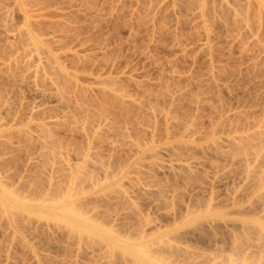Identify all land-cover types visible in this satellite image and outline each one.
I'll return each mask as SVG.
<instances>
[{
	"label": "bare ground",
	"instance_id": "6f19581e",
	"mask_svg": "<svg viewBox=\"0 0 264 264\" xmlns=\"http://www.w3.org/2000/svg\"><path fill=\"white\" fill-rule=\"evenodd\" d=\"M5 1V0H4ZM45 1V0H44ZM42 2L41 0H7V2H3V0H1V3L3 8H0V21H4V24L3 22L1 21L0 23L2 24L0 26V28L2 27L3 29V34L4 36L0 35V39L1 37H5L4 40H5V44L3 45H7V47H5V49L9 48L6 53L9 51L10 53H7L8 54V59H4L2 57V55L0 57H2V61L0 60V80H7L10 81V80H14L16 78V76H20L21 73H23V75L25 74V76L27 75V77H22V81L23 80H26V82L28 80H30L31 82L29 86L27 83H25L26 86L28 87H34V91L33 94H36V98L38 97V99H42V98H39V97H43V100H41V102L39 103H42L44 104V99H46V97L48 98L49 102L52 104L49 106V104H47L48 108L45 107L44 105L42 104H39L37 103L38 105L35 106V104L31 107H28V109L30 110H25V108L23 107V103L19 106H17L15 103V101L12 103V99L9 101H11L9 103V101L7 100H3L4 97H0V117H4L5 120H3V118L1 120H3V122H5L3 124V122L1 123V120H0V129L2 130L6 128V126L9 128L10 131H7L8 133H11L12 132H15L14 134H17V135H13V136H17L15 138V140H17V143L16 145L14 144V147H13V139L12 138L11 140L13 141H9V135L7 136V132L6 134L3 133L4 135L7 136L8 139H4L6 138L2 132V139L1 137V141H0V144L3 143L2 147L4 146H8L6 145L7 144V140H8V144L10 145V143L12 142V149L13 148H17V151H19L18 153L17 152H14V154H20L21 155V152L22 151H27V150H33L34 149H41L42 151H38V153L36 152L35 154H38V155H42V157H39V162L36 158H38V155H33V154H30L31 151H25L26 154L23 152L24 155H26V158H25V165L27 164L28 166H33L32 167V171L34 168V165L36 163V165H40V163L42 162V165L41 166H44L46 165L47 163L51 164L53 163V165H49L47 164V166L49 165L50 168H48L47 166H45V169L42 168V171H43V174H39V178H41L40 182L41 183H37V184H40V185H37L36 184V179L35 180L33 179L34 177H38V176H35L32 177V179L35 181V184H36V187H32L33 189V194L34 196L31 197L30 199L28 198L29 196L31 195H27V199H29V201L26 199V195L25 196H17L16 197V193H15V196L13 195L14 194V191L13 194L11 191H9V189L12 187L9 185L8 180H10L11 177H9L10 174H12L11 172H5L4 170V167L1 166L2 163H5L6 160L10 157L9 154H11V152L7 155L9 157H7V159H0V162L1 165L0 167L3 168L2 170L0 169V173H4L3 175V178L1 177L0 179V199L3 198L5 199L4 201V206L7 207V205L11 208L9 214L11 213V218L12 220V223H15L18 221L22 222L24 225L23 228H21L22 225H20V228L21 229H27L28 233H29V230L32 232V230L34 231V229L36 228L37 230L38 229H43L42 231H44V228H46L48 231H50L52 233H55V235L59 234L60 233V236L62 238V234L67 236L69 239H66L69 246L70 244H73L72 242L75 241V246H76V240L78 241H81L80 239H84L85 241L86 240H90L89 243V246L91 247H87L86 245V242L82 240V242H85L83 244H85L84 246L87 247L86 249L90 250L89 253H92V252H99V254L101 253V250H104V249H101L100 250V247H103L104 248V244L102 245L101 242L99 240V242H96L95 243V240L92 239L93 236L91 237V235H94V237H98L99 239H102V240H107L113 247H112V250L114 251H111L113 252V255L115 254H118L116 256H122V257H117L119 258L121 261H120V264L121 262L123 261L122 259L126 258V260H124V264H128V262H130L129 264H131V260H134L133 258H135L140 264H171V263H168V262H171V260H176V255L179 256V254H183L185 252H182V249L184 248H180L182 246H179L178 245L180 243H174V244H167V242H163L161 240V243L159 245V243L156 241V243L158 244V247H156V243L153 244L154 242L150 243V244H147L145 243L144 241L146 240V238H148L146 232L143 233V234H135V238H134V234L132 235V239H134V241H137L139 244L137 245L138 247H132V246H128V245H123V243H121L118 239L116 238H113V236L111 235V233L114 232V227L113 225H117L116 224L117 222H115L114 224V221H116L117 219V216L119 215V217L121 216V212L123 213V210L125 209H122L123 208V205L126 204L133 200L132 198H136V192L137 190H139L138 186L136 185V179L137 178H141V176H147V174H151V175H154L155 173L153 172H157L156 175H159L163 173L162 176H164V173H166L165 175H169L173 178H176L179 180V178H181V180L184 181V179L186 180H189L191 181V179H196L197 177L199 178V173L200 174H204L202 173L203 172H206V169H207V172H208V169L209 171L211 172V176L207 175L209 178L211 177L212 178V175H214L213 179L214 182L216 181V179L220 180L218 181V183H216L217 185L220 184L219 182H221L224 177L223 176H226L228 177L227 175V172H229V170L232 171L234 170V172L231 171V173H228L229 175V179L225 177V180L222 181L221 183H224L223 185L225 187H229L231 186V183H232V187H233V191H231L232 187H230L229 190L231 192V194L235 191V190H238L237 188L240 186L238 183H242L243 186H242V190L244 189V187H246L245 191L248 190L246 193L244 191L245 194L247 195H250L252 196V194H257V193H260V191L262 190V193L258 196L255 195V200H251L250 202H253V201H256L254 202V204L256 203L257 207H256V210H258V208H260L259 211L257 212H260L261 214L264 213V212H261L264 210V115L260 114L262 116V118L259 117L258 119V116L256 117L257 120H253L252 119H248V117L246 116V119L243 118L245 117V113H240V111H237L236 109H228V110H225V111H222L221 109L216 111L217 107L215 108V106L213 107L212 103L213 101L211 102L210 101V97L208 96L207 94V88H205L204 84H210L211 82H214L215 83V80H216V77H217V73L219 72V70H221L220 67L218 66H215V62L213 60V57L212 55L214 54L213 53V45H211L212 43V40L214 41V38L216 39V35H213L212 33H214L213 31L210 30L208 22L206 21V17L205 15L209 14L211 12V14L214 13V10L216 11V9H211L214 7L215 3H212V1H209V0H194L195 1V4L197 5L198 3H200V5H197L199 7H197V9L200 11V16H198V21L201 20V24H202V28L204 29V36H203L205 39L204 41H202V43H200L201 45H199L200 47L197 48L198 51H202L200 54L203 55L205 58L206 56H208V58H210L209 60V68L207 69V73H206V76H205V79L203 80H197L199 78H196V75L198 76V74L195 75V73H193V71L191 72H188V73H183L184 74H175L173 73L172 76H170V79L171 80H175L177 79L175 82H177V85L176 87L174 86V84H176L175 82L173 83V87L170 88L169 86L165 85L164 83V87H158L157 88V91H153L155 89H151L148 91L147 90H142L141 92H139L138 96L134 97V93L132 94L133 96H131V93L128 92L125 90V88L127 87L128 83L130 82H134V80L132 79L130 73L132 74L133 71H125V72H122V70L120 72H118L117 70L112 72L113 71V65H111L109 59H105L107 56L105 55V52H96L93 53V52H87L89 50H86V49H82V43H79V40L77 42L76 39H78V35L76 33V35L74 34L75 32L73 33H68L69 31V28L71 29V27H69L68 25H70V23L67 25V22L68 20H70L68 17V14L67 15H64L63 16V13L61 15V11H65L66 8L64 9L63 7L62 8H59V10H57L55 8L56 11H51L50 12V5H48V3L44 4L45 2ZM69 1V0H68ZM73 1V0H72ZM77 1V0H76ZM82 1V0H81ZM86 1V0H85ZM91 1V0H90ZM107 1V0H106ZM182 2V0H180ZM186 1V0H185ZM188 1V0H187ZM192 0V2H194ZM196 1H198V3H196ZM215 1V0H213ZM218 1V0H217ZM221 3L223 0H219ZM231 1V2H230ZM237 1V0H236ZM240 1V0H239ZM247 3L245 4L246 7H249L248 9H253V11H251V13L249 14L248 12H250V10L247 12L249 15H251V17H253L252 19H255L256 21H258L259 19L258 18H263L264 16H261V15H264V11L262 12V8H260L259 6V10H260V13L258 12V9L254 10L255 8V5L256 3L254 2V0H246ZM252 1V6L255 5L252 7L249 2L251 3ZM259 1L258 3H260L259 5H262L264 7V0H257ZM63 2V1H62ZM66 2V0H65ZM84 2V1H82ZM113 2V1H112ZM150 2V0H149ZM191 2V1H190ZM189 1L187 3H190ZM190 3L189 4V7L190 8L191 6L195 7V4L194 3ZM207 2V3H206ZM210 2V3H209ZM230 2V5L232 6H229L228 3ZM238 2V1H237ZM236 2V4L233 5V3H235V0H233V3H232V0H225L223 1L222 4L223 5V8L224 6H229V8H232V9H221L222 7V4L219 5V9H221L220 11L222 12V10L224 12L220 13V15H222V17L219 16V14H217L219 16V18L221 20V23H222V20L223 21H226L227 19H229V16H228V13L229 15H232L230 12L233 10V12H238V11H235L237 10L236 7H238L239 9L241 8V4L242 6H244V2L245 0L241 3L240 5ZM111 3V2H110ZM151 3V2H150ZM177 3V1H176ZM179 3V2H178ZM185 3V4H187ZM226 3V4H225ZM73 4V3H72ZM77 4V2H76ZM175 4V3H174ZM182 4V3H181ZM180 4V5H181ZM52 5V4H51ZM57 5V4H56ZM66 5V4H64ZM179 5V4H178ZM179 5V6H180ZM210 5V6H209ZM0 5V7H2ZM70 6V5H68ZM74 6V5H73ZM184 5H182L183 7ZM188 6V4H187ZM210 7V9L208 10L207 7ZM212 6V7H211ZM257 6V5H256ZM78 7V6H76ZM193 7V8H194ZM246 7H243L244 9ZM251 7V8H250ZM15 8H18L22 11L24 17L23 19L25 20L24 22H22L24 25L21 26V27H17L15 26V28H12L9 29V23L12 27V23L11 21L7 20L9 18V16L12 14L13 10H15ZM68 8V7H67ZM73 8V7H72ZM151 8V7H150ZM187 8V7H186ZM186 9V10H191L192 8L190 9ZM215 8V7H214ZM235 8V9H234ZM257 8V7H256ZM70 9V8H69ZM75 9V7H74ZM196 9V7H195ZM206 9L208 11H210L209 13L206 11ZM242 11V8L240 9V12L239 13H235L236 15L238 14L239 16L240 13H244V11L246 12V10L248 9H245ZM77 10V9H76ZM218 10V9H217ZM231 10V11H230ZM68 11V10H67ZM70 11V10H69ZM184 11V7H183V10ZM193 11V10H192ZM207 13H206V12ZM227 11V12H226ZM230 11V12H229ZM255 11V12H254ZM18 12V11H17ZM57 12V13H56ZM60 12V13H59ZM72 12V11H71ZM219 12V11H218ZM254 12V16H252ZM257 12V14H255ZM65 13V12H64ZM70 13V12H68ZM75 13V11L73 12ZM182 13V12H181ZM185 13V12H184ZM183 13V14H184ZM197 13V12H196ZM216 13V12H215ZM214 13V14H215ZM263 13V14H261ZM72 14V13H71ZM195 14V12H194ZM193 14V15H194ZM211 14H209L211 16ZM212 15L211 18H215L214 16L216 15ZM227 14V15H225ZM245 14V13H244ZM242 15V17L244 16V18L242 20L249 17V15L247 14L246 15ZM258 14H261L260 17ZM22 15V16H23ZM74 15V14H73ZM187 15V13H186ZM185 15V16H186ZM199 15V14H198ZM236 15H235V18H236ZM237 15V16H238ZM256 15V16H255ZM258 15V17H257ZM67 16V17H65ZM170 16V15H169ZM181 16V15H180ZM184 16V15H183ZM208 16L207 19H210ZM226 17L225 20L222 19L223 17ZM238 16V17H239ZM192 17V16H191ZM228 17V18H227ZM232 17V16H231ZM249 17V18H251ZM74 18V17H73ZM169 18V17H168ZM187 18V17H186ZM218 18V17H217ZM218 18V19H219ZM233 18V17H232ZM233 18V19H235ZM248 18V20L250 21V19ZM10 19V18H9ZM72 19V18H71ZM178 19V18H177ZM176 19V21H177ZM240 19V18H238ZM251 19V20H252ZM11 20V19H10ZM183 20V19H182ZM214 20V19H213ZM241 19L239 21L241 22H245L246 23V20L242 21ZM263 20L264 22V18L261 19V21ZM9 21V22H8ZM179 21V20H178ZM211 21V20H210ZM235 21V20H234ZM238 21V20H236ZM248 21V23H249ZM71 22V21H70ZM195 22V21H194ZM218 22V21H217ZM228 20L223 24L222 26L225 24L227 32H229L230 30V26H228L227 24ZM233 22V20H232ZM262 22V23H263ZM180 23V22H179ZM188 23V22H187ZM229 23V22H228ZM244 23V24H245ZM251 23V22H250ZM73 24V23H72ZM196 24V23H195ZM242 25V23H240ZM259 24V23H258ZM258 24L256 25L254 23V25L258 26ZM261 24V23H260ZM188 25V24H186ZM199 25V24H198ZM214 25V24H213ZM218 25V24H217ZM239 25V24H237ZM246 25V24H245ZM244 25V26H245ZM248 25V24H247ZM251 25V24H250ZM249 25V26H250ZM264 25V24H263ZM185 26V25H184ZM236 26V25H235ZM243 26V27H244ZM248 27L247 31H251ZM253 26V25H252ZM14 27V26H13ZM229 27V28H228ZM260 27V26H259ZM184 28V27H183ZM228 28V29H227ZM234 28V27H233ZM232 28V29H233ZM236 28V27H235ZM241 28V27H240ZM254 28V27H253ZM261 29H264V27H260ZM14 29V30H13ZM77 29V28H76ZM212 29V28H211ZM237 29V28H236ZM239 29V28H238ZM245 29V30H246ZM257 29V27H256ZM74 30V29H72ZM217 30V29H216ZM221 30V29H220ZM224 30V28L222 29ZM242 30V29H241ZM244 30V28H243ZM244 30V31H245ZM253 30V29H252ZM255 30V29H254ZM13 33H12V32ZM68 31V32H67ZM79 31V30H78ZM1 32V31H0ZM77 32V31H76ZM212 32V33H211ZM226 32V34H227ZM233 32V31H232ZM253 32V31H252ZM12 33V34H10ZM231 33V32H230ZM246 32H244L245 34ZM80 34V33H79ZM242 33V35H244ZM198 35V34H197ZM246 35V34H245ZM263 35V34H262ZM228 36H230V34H228ZM232 36V34H231ZM237 36V34H236ZM241 36V35H239ZM248 36V35H247ZM259 36V34H258ZM264 36V35H263ZM81 37V36H80ZM179 37V35H178ZM214 37V38H213ZM219 37V36H218ZM250 37V36H248ZM239 38V37H238ZM241 38V37H240ZM259 38V37H258ZM261 40L263 39L262 37H260ZM259 38V39H260ZM180 39V38H179ZM199 39V37H198ZM203 39V38H202ZM219 39V38H218ZM246 39V37H245ZM3 40V39H2ZM86 40V39H85ZM220 40V39H219ZM241 40V39H239ZM257 40V39H256ZM260 40V41H261ZM76 41V43H75ZM180 41V40H179ZM200 41V40H198ZM211 41V42H210ZM217 41V40H216ZM246 41V40H245ZM258 41V40H257ZM82 42V41H81ZM84 42V40H83ZM1 43V42H0ZM87 43V42H86ZM199 43V42H198ZM243 43V42H241ZM261 42H259L260 44ZM89 44V43H88ZM87 44V45H88ZM179 44V43H177ZM263 44V43H262ZM261 44V45H262ZM2 45V43H1ZM211 45V46H210ZM95 46V45H94ZM102 46V45H101ZM180 46V45H179ZM184 47H186V45L184 44L183 45ZM215 46V45H214ZM256 46V45H255ZM2 47V48H4ZM84 47V46H83ZM105 47V46H104ZM176 47V46H175ZM174 47V48H175ZM217 47V46H216ZM262 47V46H261ZM264 47V46H263ZM82 50H81V49ZM86 48V47H85ZM89 48V47H87ZM99 48V47H98ZM108 48V47H107ZM188 48V47H187ZM195 48V49H196ZM96 49V48H95ZM185 49V48H183ZM190 49V48H189ZM2 50V49H1ZM99 50V49H98ZM103 50V49H102ZM192 50V49H191ZM101 51V50H100ZM182 51V50H181ZM184 52H186L185 50H183ZM182 51V52H183ZM220 51V50H219ZM245 51H246V48H245ZM262 51V50H261ZM264 51V50H263ZM4 52V51H3ZM194 52V51H193ZM111 53V51H110ZM190 53V52H189ZM218 53V52H217ZM258 53V52H257ZM3 54V53H2ZM10 54V55H9ZM108 54V53H107ZM187 54V53H186ZM259 54V53H258ZM111 55V54H110ZM189 55V54H188ZM264 55V54H263ZM182 56V55H181ZM185 56V55H183ZM259 56V55H258ZM6 57V56H5ZM6 57V58H7ZM221 57V56H220ZM225 57V56H224ZM256 57V55H255ZM111 58V57H110ZM196 58V57H195ZM218 59H219V56H218ZM253 59V58H252ZM68 60H72V62L76 61L77 63H81V62H86L89 63V61H94V65H93V68H94V71L88 75L85 73L87 72L86 70L82 69L80 71V69L78 70L77 68V65L76 62L75 63H72L71 61H69L68 63H72V67H70L68 64H65L67 63L66 61ZM194 60V59H192ZM202 60V59H201ZM259 60V58H258ZM65 61V62H64ZM114 61V60H113ZM195 61V60H194ZM199 61V60H198ZM203 61V60H202ZM207 61V60H206ZM254 61V60H253ZM256 61V60H255ZM263 61V60H262ZM173 62V61H172ZM219 62V61H218ZM257 62V61H256ZM256 62H253V65L254 63ZM79 63L80 66H83L85 63H83V65H81ZM192 63V62H191ZM217 63V62H216ZM222 63V62H221ZM66 66H65V65ZM77 68H74L75 66ZM91 64V63H90ZM172 64V63H171ZM204 64V63H203ZM215 64V65H214ZM224 64V63H223ZM259 64V62H258ZM257 64V65H258ZM261 64V63H260ZM88 65V64H87ZM111 65V66H110ZM220 65V64H219ZM256 65V64H255ZM264 65V64H263ZM262 65V66H263ZM67 66L70 67V69L67 68ZM170 66V65H169ZM221 66V65H220ZM223 66V65H222ZM221 66V67H222ZM261 66V65H259ZM253 67V66H252ZM256 68V66H254ZM132 68V67H131ZM165 68V67H163ZM174 68V67H173ZM194 68V67H193ZM225 68V67H223ZM115 69V68H114ZM117 69V68H116ZM129 69V68H128ZM162 69V68H161ZM125 70V69H124ZM205 70V69H204ZM260 70V69H259ZM137 71V70H136ZM164 71V70H163ZM170 71V70H169ZM168 71V72H169ZM166 72V74L168 73ZM178 73V72H177ZM225 73V72H224ZM18 74V75H17ZM170 75V74H169ZM203 75V74H202ZM230 75V74H229ZM261 75V74H260ZM144 77V76H143ZM161 77V76H160ZM202 77V76H200ZM220 77V76H218ZM264 77V76H263ZM12 78V79H10ZM25 78V79H24ZM27 78V79H26ZM19 79V78H18ZM21 79V78H20ZM146 79V78H145ZM162 79V78H161ZM165 80V78H163ZM169 79V80H170ZM221 79V78H220ZM156 80V79H155ZM168 80V81H169ZM181 81V84L179 83ZM6 81V82H8ZM16 81V80H14ZM21 81V85H23L25 81L22 82ZM147 81V80H146ZM149 81V80H148ZM159 81V80H157ZM196 82V83H192L191 82ZM197 81H200V82H197ZM202 81V82H201ZM220 81V80H219ZM139 82V81H138ZM152 82V81H151ZM161 82V81H159ZM170 82V81H169ZM226 82V81H225ZM40 83H43V84H40ZM135 83V82H134ZM140 83H143L142 80L140 81ZM158 83V82H157ZM179 83V85H178ZM222 83V82H221ZM20 84V83H19ZM45 84V85H44ZM131 84V83H130ZM136 84H138L136 82ZM135 84V85H136ZM155 84V83H154ZM163 84V83H161ZM172 84V82H171ZM193 85L195 86L196 84V88H197V91L196 93L194 92H191V91H194V90H191L189 91L191 88V86L189 87V85ZM262 84V83H261ZM6 85V84H5ZM17 85V84H16ZM20 85V86H21ZM24 85V86H25ZM43 85V87L45 88L47 86V88L45 89H42V87L40 86ZM140 86V84H138ZM136 85V86H138ZM157 85V84H156ZM214 85V84H213ZM216 85V84H215ZM219 85V84H218ZM134 86V84H133ZM160 86V85H158ZM212 86V85H211ZM217 86V85H216ZM224 86V85H223ZM1 87V86H0ZM40 87V88H38ZM132 87V86H131ZM144 87V85H143ZM149 87V86H148ZM147 87V88H148ZM153 87V86H152ZM219 87V86H218ZM217 87V88H218ZM29 88V89H30ZM141 88V86L139 87V89ZM209 88V86H208ZM220 88V87H219ZM16 89V88H15ZM28 89V90H29ZM33 89V88H32ZM128 89V88H127ZM133 89V88H132ZM210 89V88H209ZM8 90V89H7ZM12 90V89H11ZM44 90V91H43ZM213 90V89H212ZM3 91V90H2ZM21 91V90H20ZM46 91V92H45ZM211 91V90H210ZM10 92V91H9ZM14 92V91H13ZM30 92V91H29ZM137 92V91H136ZM2 93V92H1ZM6 93V92H4ZM19 93V92H18ZM194 93V94H193ZM214 93V92H213ZM12 94V93H11ZM31 94V93H30ZM192 94V95H190ZM8 95V94H6ZM10 95V94H9ZM25 95V93H24ZM0 96H2L0 94ZM13 96V95H12ZM16 96V95H15ZM35 96V95H34ZM187 96H189L188 98H186ZM9 97V96H8ZM17 97V96H16ZM209 97V98H208ZM13 98V97H12ZM24 98V97H23ZM33 98V97H32ZM189 99V102L190 104L188 105V108L191 110L190 111V114H188L189 112L186 111L185 113V110H187V108L183 107L182 104L180 106L179 103L182 102V99ZM5 99V98H4ZM35 99V98H34ZM216 99V97H215ZM23 100V99H22ZM25 100V99H24ZM23 100V101H24ZM47 100V99H46ZM181 100V101H180ZM43 101V102H42ZM185 101V100H184ZM210 101V103H209ZM21 102V101H20ZM161 102V104H159ZM188 102V103H189ZM222 102V101H221ZM28 103V102H27ZM32 103V102H31ZM223 103V102H222ZM185 104V103H184ZM212 104V105H211ZM26 105V104H25ZM28 105V104H27ZM222 105V104H221ZM226 105V104H225ZM42 106H44L45 108H43ZM205 106H208L207 108H210L209 111H211V109L214 111L213 114H215V119H210V124L208 125L209 127L207 128H204L202 127L203 124H201V126L199 125L201 123V113L200 111L203 110V108H205ZM218 106V105H217ZM231 106V105H230ZM64 110H62V113L60 111V108ZM182 109H181V108ZM229 107V106H228ZM59 108V110L57 109ZM180 108V110L182 111H178ZM230 108V107H229ZM239 108V107H238ZM27 109V108H26ZM57 109V110H56ZM185 109V110H184ZM188 109V110H189ZM56 110V111H54ZM240 110V109H239ZM53 111V112H52ZM58 111V112H57ZM251 111V110H250ZM55 112L56 115H52V113ZM59 115V113L62 114V118H63V121L62 119H60V117H58L57 113ZM181 112V113H179ZM183 112L185 114H183ZM246 112V111H245ZM249 112V111H248ZM246 112V113H248ZM50 113V114H48ZM200 113V114H199ZM253 113V111H252ZM251 113V114H252ZM255 113V112H254ZM259 114V112H257ZM181 116H180V115ZM242 114H244V116L242 117ZM240 115V116H239ZM255 114H253L254 116ZM237 116V117H236ZM241 117V120L245 119L244 120V123L246 122V124L244 123H238L237 119ZM181 117V118H180ZM213 117V116H211ZM213 117V118H214ZM236 117V118H235ZM255 117V116H254ZM64 118H68L69 120H64ZM201 118V119H199ZM235 118V119H234ZM232 119H234L236 122H237V125L236 123L232 122ZM240 119V118H239ZM200 120V123H198V121ZM208 120V119H207ZM234 123V125H232V123ZM239 120V122L241 121ZM248 120V121H247ZM65 121L67 123L70 124L69 126L73 125L70 127V130H75L76 133L78 134H81L79 135L82 139V147H80L79 145H75L73 144V146H71L70 144L67 146L68 149H64V151H62L61 148H63L61 145L63 143H61L60 145V142L58 141V138H57V135H56V132H58V129L57 128H60V124H62V122L65 124ZM71 121V122H69ZM251 121V122H250ZM231 124H230V123ZM227 123H229L227 125ZM238 124H241L242 126L238 125ZM67 126V124H66ZM200 126V127H199ZM5 127V128H4ZM63 127V126H62ZM61 127V128H62ZM65 127V126H64ZM7 128V129H8ZM74 128V129H73ZM57 129V130H56ZM63 129V128H62ZM139 129V130H138ZM141 129V130H140ZM140 133V131H145V133L147 132L149 134L148 138L146 139L145 137L143 138H140V134L137 132ZM12 131V132H11ZM62 131V130H61ZM64 131V129H63ZM5 132V131H3ZM74 132V131H72ZM68 133V131L66 132ZM142 133V132H141ZM146 133V134H147ZM0 134V136H1ZM139 134V135H138ZM71 135V134H70ZM75 135V134H74ZM142 136V134H141ZM60 137V136H59ZM107 139H105V138ZM19 138H20V141H19ZM71 138H69L70 140ZM74 139V138H73ZM72 139V140H73ZM80 139V140H81ZM105 139V140H103ZM3 140V141H2ZM107 140V141H106ZM71 141V140H70ZM69 141V142H70ZM78 140L76 139V142ZM6 142V144H5ZM10 142V143H9ZM16 141H14L15 143ZM72 142V141H71ZM79 142V141H78ZM77 142V143H78ZM67 144V143H66ZM1 145H0V148H1ZM21 146L22 148L18 147V146ZM105 145V146H103ZM8 146V148L10 149L11 147ZM17 146V147H15ZM26 148H25V147ZM66 146V145H65ZM70 146V148H69ZM77 146V147H76ZM99 146H103L102 148L100 147L99 149ZM3 150H6V148ZM20 148V149H18ZM24 148V150H23ZM2 150V148L0 149V151L4 152ZM124 150H128L129 152H132L134 153L135 156H137V158H140L139 156L144 157V160L142 158V161H145L146 159H149L150 161L147 162V164H144L140 162L139 166L135 167L137 168L136 170H133L135 171L134 173L129 171L128 174H132L135 176H139V177H127L125 176L124 178V182L125 183H128L132 190L130 192V186L128 187V185H124L125 183H123L122 180V173H116L118 171H121L119 168L123 167V164H125L126 161L130 162L132 159L131 157L128 158V160L126 159V161L123 163V157L126 155V152L122 153V151ZM6 151H9V150H6ZM5 151V152H6ZM11 151V149H10ZM4 152V153H5ZM29 152V153H28ZM107 153V155L104 154ZM121 152V153H120ZM28 153V154H27ZM198 153H200L201 155H197ZM6 154V153H5ZM4 154V155H5ZM122 156H121V155ZM3 155V154H2ZM3 155V157H4ZM35 156V160L33 158V156ZM132 155V154H131ZM130 155V156H131ZM198 156L197 158L195 156ZM14 156L13 154H11V157ZM37 156V157H36ZM127 156V155H126ZM0 157H2L0 155ZM20 157V156H18ZM25 157V156H24ZM119 157H122V158H119ZM6 158V155L5 157ZM15 160L17 159V156L15 155ZM44 162H43V160ZM127 158V157H126ZM141 158L139 159V161H141ZM27 159V160H26ZM216 159H218V161L220 162V160H229L230 163H232L231 165L233 167H235L236 169H234L233 167H231L230 163H228L227 161V166L230 165L231 168H223L225 166L224 163H226L224 160L223 162V170L225 171L222 172V175L220 174V176L218 175V170L221 168H219L217 165L215 166V162L213 163L212 160L218 162ZM220 159V160H219ZM5 162H3V161ZM13 161H15L13 158H12ZM18 160V159H17ZM20 160L22 161V158L20 157ZM34 160L35 163H33L32 161ZM41 160V162H40ZM122 160V161H121ZM136 160V159H135ZM50 161V162H49ZM134 161V160H133ZM138 161V160H137ZM147 161V160H146ZM210 161L213 163L212 166L210 164ZM16 162V161H15ZM14 162V163H15ZM19 162V161H18ZM221 162V163H222ZM9 163V162H7ZM12 163V162H11ZM22 163V162H21ZM33 163V164H32ZM39 163V164H38ZM44 163V165H43ZM127 163V162H126ZM135 164L138 165V164ZM219 164V163H217ZM9 165V164H7ZM19 165V164H18ZM23 165V164H21ZM20 165V166H21ZM24 165V166H25ZM26 165V166H27ZM122 165V166H121ZM127 165V164H126ZM221 165V164H220ZM6 166V165H5ZM27 166V167H28ZM215 166V167H214ZM9 167V166H8ZM26 167V168H27ZM28 167V169L30 170L31 168ZM38 167V166H37ZM115 168V170L117 169L118 171H114L115 174L117 175H114L112 172L113 168ZM214 167V168H212ZM217 167L219 169H217ZM23 168V167H22ZM25 167L22 169H26ZM48 168V170L46 169ZM121 168V169H123ZM133 168V169H135ZM212 168V169H211ZM14 169V168H13ZM26 169V170H28ZM39 169V167H38ZM110 169H111V172H110ZM153 169H156L153 171ZM213 170V172L216 170V172H212L211 170ZM226 169V170H225ZM11 170V169H10ZM21 170V168H20ZM35 170V169H34ZM41 170V169H40ZM39 170V171H40ZM148 170H152L150 171L151 173H149ZM221 170V169H220ZM219 170V171H220ZM221 170V171H223ZM2 171V172H1ZM4 171V172H3ZM14 171V170H13ZM12 171V172H13ZM31 171V170H30ZM29 171V172H30ZM41 171V173H42ZM162 171V173H160ZM220 171V172H221ZM227 171V172H226ZM29 172L28 173V176H29ZM6 173H9L6 175ZM26 173V171L23 172V174ZM26 173V174H27ZM31 173V172H30ZM34 173V172H33ZM125 173V172H124ZM160 173V174H159ZM213 173V174H212ZM15 174V171L14 173ZM12 174V176H13ZM20 174V173H19ZM19 174H17L19 176ZM22 174V173H21ZM22 174V175H23ZM35 174V173H34ZM206 174H209L206 173ZM224 174V175H223ZM22 175L20 177H22ZM33 175V174H32ZM43 175V176H42ZM150 175V176H151ZM218 175V176H217ZM9 178H7V177ZM17 176V177H18ZM23 176H26L25 174ZM205 176V175H204ZM204 177V180H206L208 177ZM219 177V178H216ZM222 176V177H221ZM5 177V178H4ZM14 177V176H13ZM16 177V176H15ZM27 177V176H26ZM30 177V178H31ZM154 177V176H153ZM196 177V178H195ZM203 177V176H202ZM27 177V179H30ZM38 178V179H39ZM146 178V177H145ZM144 178V179H145ZM164 178V177H163ZM206 178V179H205ZM221 178H223L221 180ZM6 179L7 182H5L4 180ZM22 179L26 181V184H24L22 182V185L24 184L25 186L28 185V183H30L29 181L27 182L26 178L25 177H22ZM22 179H20L21 181H23ZM162 179V178H161ZM175 179V180H176ZM203 179V178H202ZM201 179V180H202ZM32 180V181H33ZM138 180V179H137ZM141 180V179H140ZM149 180V179H148ZM155 180V178H154ZM163 180V179H162ZM230 181V185H228V182L226 183V181ZM21 181H20V185L18 187L21 186ZM24 181V182H25ZM31 181V179H30ZM122 182V183H119V182ZM171 181V180H170ZM197 181V180H196ZM157 182V180H156ZM163 182V181H162ZM167 182V181H166ZM180 182V181H179ZM185 182V181H184ZM201 182V181H200ZM199 182V184H200ZM213 182L212 185H214L215 183ZM236 182V184H235ZM8 183V184H7ZM19 183V182H18ZM135 183V184H133ZM140 183V182H139ZM160 183V182H159ZM183 183V182H182ZM189 183V182H188ZM201 183H206V182H201ZM212 183V181L210 182V184ZM13 184V183H12ZM31 184H33V182H31ZM136 185L135 187L133 185ZM178 184V183H177ZM227 184V185H226ZM234 184H235V187H234ZM23 185V186H24ZM113 185H115L116 187L113 188ZM141 185V184H140ZM202 185V184H201ZM206 185V184H204ZM216 185V186H217ZM236 185H239L237 188H236ZM245 185V186H244ZM10 186V187H8ZM125 186V187H124ZM126 186L128 188H126ZM133 186V187H132ZM190 186V185H189ZM30 189H31V185H29ZM28 187V188H29ZM110 187H112V191L110 189ZM137 187V188H136ZM187 187V186H186ZM185 187V188H186ZM203 187V186H202ZM22 188V187H21ZM25 188V187H24ZM23 188V189H24ZM35 188V189H34ZM109 188V189H108ZM125 188V190H124ZM136 188V190L134 189ZM161 188V187H160ZM176 188V187H175ZM200 188V187H199ZM105 189H108L110 192L109 193V196L108 194H106L104 192V195L102 196L101 192H103ZM159 189V187H158ZM187 189V188H186ZM213 189V187H212ZM223 189V188H222ZM241 189V188H240ZM26 190V189H25ZM24 190V191H25ZM29 190V189H28ZM127 190V191H126ZM134 190V191H133ZM147 190V189H145ZM151 190V189H150ZM164 190V189H163ZM166 190V189H165ZM174 190V189H173ZM172 190V191H173ZM194 190V189H193ZM211 190V189H210ZM27 191V190H26ZM30 191V190H29ZM148 191V190H147ZM158 191V190H157ZM161 191V190H160ZM158 191V193L160 192ZM176 192V190H174ZM183 191V190H182ZM199 191V190H198ZM228 191V192H229ZM130 192V193H129ZM163 192V191H162ZM160 192V193H162ZM174 192V193H175ZM202 192V191H201ZM221 192V191H220ZM217 193V194H220ZM227 192V191H226ZM229 192V193H230ZM236 192V191H235ZM249 192V194H248ZM20 193V192H19ZM19 193H17V195H19ZM101 193V194H100ZM112 193V194H111ZM115 193V194H114ZM132 193V194H131ZM138 193V192H137ZM152 193V192H151ZM157 193V192H156ZM164 193V192H163ZM162 193V195H164ZM173 193V192H172ZM195 193V192H194ZM229 193L227 194L229 196ZM243 193V194H244ZM9 194V195H8ZM114 194V196H112ZM135 195L136 197L134 196H131V195ZM181 194V192H180ZM179 194V195H180ZM202 194V193H201ZM225 194V193H224ZM238 194V193H237ZM241 195V197L239 195H236V196H239L241 199H236V198H239V197H234L235 199L233 200V205H236L238 202H240L241 200H243L242 196L245 198H247L246 196L247 195ZM8 195V197H7ZM107 195V196H105ZM112 197H111V196ZM145 195V194H144ZM149 195V194H147ZM152 195V194H151ZM234 195V193H233ZM233 195L229 196V197H226V200H223V201H227L228 202V205H230L229 201L227 200V198H229L230 200V197L232 199ZM143 196V195H142ZM19 197V198H18ZM25 197V198H24ZM131 197V198H130ZM171 197V196H170ZM197 197V196H196ZM224 197V196H223ZM253 197V196H252ZM9 198V199H8ZM22 198V199H21ZM139 199V197H137ZM154 198V197H153ZM161 198V197H160ZM172 198V197H171ZM217 198V197H216ZM221 198V197H220ZM249 198V197H248ZM260 198V200L258 199ZM7 199V200H6ZM26 199V200H25ZM111 199V200H110ZM130 199V200H129ZM147 199V198H146ZM215 199V198H214ZM254 199V198H253ZM136 200V199H135ZM134 200V201H135ZM142 200V199H141ZM160 200V199H159ZM194 200V199H193ZM236 200V201H235ZM250 200V198H249ZM248 200V201H249ZM118 202V203H121V206L122 208H119V210L122 209L121 212H119V214H116V209L114 208V215L110 214V211L107 212V210L105 211H102L103 208L105 207V205L108 204L107 208H109V206L112 207V205L114 204V202ZM149 201V200H147ZM245 201V200H244ZM248 201L246 202H243L241 201L240 203H247ZM257 201H259L257 203ZM29 202V204H27ZM124 202V203H123ZM126 202V203H125ZM133 202V201H132ZM142 202V201H141ZM159 202V201H158ZM164 202V201H163ZM231 202V201H230ZM115 204V207L116 206H119L120 204ZM131 203V202H130ZM128 203V204H130ZM154 203V202H153ZM162 203V202H161ZM224 203V202H223ZM102 204V207L101 208V205ZM133 204V203H132ZM149 204V203H148ZM155 204V203H154ZM165 204V202H164ZM221 204V203H220ZM225 204V203H224ZM251 204L253 203H249L248 207L246 204L245 209H243L245 212L246 210L250 211V208L252 210V208H254V205H252L253 207H250ZM99 205H100V209L99 208ZM151 205V204H150ZM160 205V204H159ZM226 205V204H225ZM243 205V206H244ZM124 206V207H125ZM130 206V208L132 207V205H128V207ZM144 206V204H143ZM155 206V205H153ZM236 206H239V203L236 205ZM114 207V205H113ZM241 207V206H239ZM238 207V208H239ZM46 209L47 211V217L49 218H53V219H57V220H63L64 223L61 224L58 223V222H53L51 220V223H50V220L48 222V220L46 219V222H42L40 221V219L36 218L37 221H35V219H30L33 221L31 222L30 220L25 221V220H22L24 219L26 216H21L19 215L20 211L19 210H23V211H29V212H33L35 214H41V211L43 212V209ZM234 208H237V207H234ZM13 209V211H12ZM98 209V212L96 211ZM113 209V208H112ZM134 209V208H133ZM132 209V210H133ZM241 209V208H240ZM239 209V210H240ZM255 209V208H254ZM100 210V211H99ZM109 210V209H108ZM111 210V209H110ZM131 210V211H132ZM181 210V209H180ZM190 210V209H189ZM233 210V209H232ZM113 211V210H112ZM111 211V212H112ZM130 211V209H129ZM241 211V210H240ZM239 211V212H240ZM253 211V210H252ZM138 212V211H137ZM158 212V211H157ZM190 213V211L187 210L186 213ZM251 212V211H250ZM130 213V212H129ZM134 213V212H133ZM139 213V212H138ZM141 213V212H140ZM180 213V212H179ZM244 213V212H243ZM253 213V212H252ZM256 213V211L254 212ZM253 215H256L254 214ZM125 214L127 215L128 213L125 212ZM123 214L125 217L126 215ZM136 214V213H135ZM134 214V216H135ZM191 214V213H190ZM249 214V212H248ZM130 214H128L129 216ZM137 215V214H136ZM142 215V214H141ZM165 216L167 214H164ZM181 215V214H180ZM251 215V214H250ZM257 215H259V213H257ZM264 215V214H263ZM263 215H260L262 218L261 220H263ZM5 214H4V208H3V205L0 204V221L3 223H1V228H5L3 227L2 225L4 223H6V221L4 220ZM138 216V215H137ZM136 216V217H137ZM159 216V215H158ZM168 216V215H167ZM176 216V215H175ZM184 216V215H183ZM24 217V218H22ZM28 217V219H29ZM133 215L131 217H129L130 219H127L126 218V221L127 220H131L129 223L132 222V218ZM140 217V216H138ZM160 217V216H159ZM188 217V216H187ZM258 217V216H257ZM20 218V219H19ZM22 218V219H21ZM34 218V217H32ZM103 219H107L106 221L108 222V220L111 222L113 219V222H111L113 225H112V229L108 230L107 232H103L101 231V229L103 228L102 226L103 225H100L98 224L100 222L99 219L102 220ZM122 220H123V216L120 217ZM158 218V217H157ZM180 218V217H179ZM17 219H19L17 221ZM27 220V217L25 218ZM121 219H119V221H122ZM134 219V218H133ZM178 219V218H177ZM42 220V219H41ZM136 220V219H135ZM139 222L141 223L140 219L138 218ZM137 220V221H138ZM142 220H145L144 218ZM174 220H176L174 218ZM179 220V219H178ZM5 221V222H4ZM28 223L25 225V223ZM56 221V220H55ZM104 221V220H103ZM102 221V222H103ZM118 221V220H117ZM124 221V220H123ZM66 222V223H65ZM102 222H100L102 224ZM107 222L105 224H107ZM109 222V224H110ZM134 222V220H133ZM132 222V223H133ZM136 222V221H135ZM144 222V221H143ZM174 222V221H173ZM15 223V224H17ZM55 223V224H53ZM58 223V224H57ZM126 223V222H125ZM131 223V225H132ZM150 223V222H149ZM153 222H151L152 224ZM8 224V223H7ZM5 224L6 226L10 225V224ZM108 224V225H109ZM123 226L124 222L123 223H120L119 225ZM139 226V223L137 222L136 223V226ZM178 224V223H176ZM202 224L201 226H203V222L200 223ZM111 225V224H110ZM129 224H127L128 226ZM143 225V224H141ZM140 225V226H141ZM147 225V224H146ZM153 225V224H152ZM197 225V224H196ZM199 225V224H198ZM197 225V226H198ZM242 226L244 224H241ZM260 225V224H259ZM14 226V225H13ZM126 226V224H125ZM134 226V225H132ZM195 227V228H198V227ZM233 226V225H232ZM11 227V226H10ZM9 226L7 228L11 229ZM16 227V225H15ZM19 227V226H18ZM32 227H34L32 229ZM102 227V228H101ZM145 227V225H144ZM143 227V228H144ZM150 227V226H149ZM235 229L238 228L239 229V225L235 226ZM244 227V226H243ZM246 227V226H245ZM248 227V226H247ZM251 227V226H249ZM255 227V226H254ZM253 227V230H255L256 228L257 229V232H259L258 230L262 229L259 226L254 228ZM17 228V227H16ZM19 228V230H20ZM101 228V229H100ZM118 227H116L115 229L117 230ZM127 228V227H126ZM125 228V229H126ZM129 228V227H128ZM133 228V227H131ZM130 228V230H132ZM136 228V227H135ZM142 228V227H141ZM151 228V227H150ZM32 229V230H31ZM35 229V230H36ZM55 232H54V230ZM119 229V228H118ZM123 228H121L122 230ZM149 229V228H148ZM153 229V228H152ZM155 229V228H154ZM157 229V228H156ZM202 229V227H201ZM208 229V228H207ZM234 229V228H233ZM232 229V230H233ZM242 230V228H240ZM252 229V227L250 228ZM5 230V229H3ZM18 230V229H17ZM37 230L35 231L36 233H31V234H37ZM46 230V232L48 233V231ZM112 230V231H111ZM138 230H141V229H137ZM159 230V229H158ZM161 230V229H160ZM159 230V231H160ZM230 230V229H229ZM231 232L233 233V231H235L236 233V230H233ZM240 230V232H241ZM246 230H248L246 228ZM11 231V230H10ZM25 231V230H23ZM39 233L41 232V230H38ZM127 231V230H126ZM129 231V229H128ZM133 231V230H132ZM131 231V232H132ZM142 231V230H141ZM146 231V230H145ZM152 231V230H151ZM155 231V230H153ZM186 231V230H185ZM192 231V230H191ZM223 231V230H222ZM226 231V230H225ZM224 231V232H225ZM239 231V230H238ZM263 231V232H262ZM3 232V231H2ZM45 232V233H46ZM58 232V233H57ZM135 232V231H134ZM144 232V231H143ZM158 232V231H157ZM184 232V231H183ZM187 232V231H186ZM190 232V231H189ZM208 232V231H207ZM211 232V231H210ZM227 232V231H226ZM243 232V230H242ZM256 231H252V233L249 231H247V233L243 236V237H247L248 234H249V237H247L246 239H244L245 241H243V243L246 244V248L249 246L248 244L250 243V239L251 241L254 242V236L256 237L257 235L256 234H259V233H254ZM262 234L258 235L260 238L263 237V240H264V236H261V235H264V229L261 230ZM10 233V232H8ZM12 233H13V230H12ZM23 233V232H22ZM38 233V234H39ZM116 233V232H115ZM120 233L119 232V236H120ZM126 233V232H125ZM140 233V231H139ZM142 233V232H141ZM150 233V232H149ZM154 233V232H153ZM152 233V234H153ZM179 233V232H178ZM238 233V232H237ZM236 233V234H237ZM244 233V232H243ZM11 234V233H10ZM41 234V233H40ZM117 234V233H116ZM117 234V235H118ZM131 234V233H130ZM177 234V233H176ZM183 233L180 232V235H178L179 237L182 236ZM188 234V233H186ZM190 234V233H189ZM201 234V233H200ZM236 234H232L233 236H235V238H238ZM253 234V235H252ZM6 235V234H5ZM4 235V236H5ZM17 235V234H16ZM24 235V234H22ZM33 235V236H35ZM49 235V234H48ZM45 236V237H48ZM123 235V233H122ZM149 235V234H148ZM193 235V233L191 234V236ZM205 235V234H204ZM210 235V234H209ZM219 235V234H218ZM221 235V234H220ZM228 236L230 234H227ZM2 236V235H1ZM3 236V237H4ZM12 236V235H11ZM18 236V235H17ZM32 236L30 235L29 233V237ZM32 236V238H33ZM44 236V234H43ZM42 236V237H43ZM52 236V234L50 235ZM59 236V235H58ZM124 236V235H123ZM121 236V237H123ZM130 236V235H129ZM177 236V237H178ZM186 237L189 236V235H185ZM237 236V237H236ZM256 237V239L258 240L259 237ZM7 237V235H6ZM14 237V240H15V237L16 236H13ZM26 236H24L25 238ZM37 238L38 235L36 236ZM41 237V235H40ZM53 237V236H52ZM66 237V238H67ZM128 237V236H127ZM174 237L176 238V235H174ZM193 237V236H192ZM190 237V238H192ZM242 237V238H243ZM18 238V237H17ZM16 238V239H17ZM50 238V237H48ZM57 238V236H56ZM130 240L131 237H129ZM170 238V237H169ZM174 238V239H175ZM184 239V234H183V237H181ZM190 238H188V240H191ZM199 238V237H198ZM213 238V237H212ZM211 238V239H212ZM230 238V237H229ZM234 238V237H233ZM232 238V239H233ZM234 238V239H235ZM240 238V236H239ZM238 238V239H239ZM19 239V238H18ZM17 239V243H19V241L22 239H20L18 241ZM35 239V238H33ZM44 239V238H43ZM53 239V238H52ZM64 239V237L62 238V240ZM177 239V238H176ZM175 239V240H176ZM181 239V240H183ZM186 239V238H185ZM184 239V240H185ZM241 239V238H240ZM254 239V240H253ZM13 240V239H12ZM32 240V239H31ZM73 240V241H72ZM92 244L90 243L91 241H93ZM126 240V239H125ZM127 240L129 241V239L127 238ZM173 240V238L171 239ZM180 240V239H178ZM236 240V239H235ZM260 240V239H259ZM16 241V240H15ZM22 241V240H21ZM20 241V243H22ZM29 241V240H28ZM33 241V240H32ZM51 241V239H50ZM69 241V242H68ZM87 241V242H88ZM133 241V240H132ZM187 242V240H185ZM196 241V240H195ZM230 241V240H229ZM237 241V240H236ZM242 241V240H241ZM240 241V242H241ZM14 242V241H13ZM24 242V241H23ZM46 242H49L46 240ZM64 242V244H66ZM71 242V243H70ZM163 242V245L162 247L161 244ZM174 242V241H173ZM184 241H182L183 243ZM231 242V241H230ZM229 242V243H230ZM232 242L234 243V241L232 240ZM1 243V242H0ZM3 243V242H2ZM17 243L14 245H17ZM26 243V242H25ZM24 243V244H25ZM32 243V242H31ZM35 243V242H33ZM38 243V242H37ZM42 243V242H41ZM62 244V242H60ZM80 243V242H79ZM77 243V246L78 244ZM99 243V244H97ZM103 243V242H102ZM185 243V242H184ZM236 243V242H235ZM49 244V243H48ZM82 244V246H83ZM91 244V245H90ZM96 245L97 247H93V245ZM152 244L156 247H153ZM177 244V245H175ZM197 244V243H196ZM216 244V243H215ZM214 244V245H215ZM244 244V245H245ZM257 243L253 244L252 245H256ZM259 244V243H258ZM264 244V243H263ZM13 245V244H12ZM13 245V246H14ZM20 245V244H19ZM22 245V244H21ZM27 245V244H26ZM43 245V244H41ZM60 245V244H58ZM81 245V243H80ZM189 245V244H188ZM232 245V244H231ZM239 245L238 243H236V246ZM250 245L249 247L251 248ZM2 246V245H1ZM18 246V245H17ZM37 246V245H36ZM40 246V245H39ZM57 246V244H56ZM65 246H68V245H65ZM72 246V245H71ZM217 246V245H216ZM235 246V245H234ZM236 246L234 248H236ZM243 244L240 246H238L237 249H235V252H233V247L230 248L231 251L234 253V256L235 257L233 260L232 259V254H230L231 256V259H230V262L232 261L233 264H256L259 257H260V262L264 260V249L263 246L264 245H261L262 248H260L262 251L260 253H262L260 256H256L257 252L254 253L256 254L254 256L253 253H251L249 251V247L245 250V246L242 247ZM16 247V246H15ZM20 247V246H19ZM18 247V248H19ZM27 247V246H26ZM29 247V246H28ZM49 247V246H48ZM81 246H79L78 250H81L80 249ZM153 247V248H152ZM192 247V246H191ZM218 247V246H217ZM223 247V246H222ZM220 247V248H222ZM226 247V246H225ZM253 247V246H252ZM258 247V246H257ZM13 248V247H12ZM17 248V249H18ZM21 248V247H20ZM23 248V247H22ZM61 248V247H60ZM65 248V247H64ZM71 248V247H70ZM73 248V247H72ZM84 248V247H83ZM94 250H93V249ZM97 248V249H95ZM107 248V247H105ZM119 248V249H118ZM155 248V249H154ZM196 248V247H195ZM219 248V249H220ZM254 248V247H253ZM11 249V248H10ZM24 249V248H23ZM30 249V247H29ZM35 249V248H34ZM38 249V248H37ZM69 249V248H68ZM67 249V251H68ZM85 249V248H84ZM85 249V250H86ZM191 249V248H190ZM197 249V248H196ZM217 249V248H216ZM218 249V250H219ZM252 249V248H251ZM259 249V250H260ZM12 250V249H11ZM21 250V249H20ZM27 250V249H26ZM31 250V249H30ZM41 250V249H40ZM64 250V249H63ZM66 250V249H65ZM116 250V252H115ZM187 250V249H185ZM222 250V249H220ZM258 250V249H257ZM258 250V251H259ZM13 251V250H12ZM11 251V252H12ZM25 251V249H24ZM28 251V250H27ZM35 251V250H34ZM44 251V250H43ZM66 251V253H67ZM72 251V249L70 250V252ZM82 251V250H81ZM87 251V250H86ZM107 249H105L104 253L100 254V257L98 255V253H95L96 255H94V253H92L93 255V258L95 259V256L98 255L97 259L98 258H101V259H105L109 254L107 252ZM160 251V252H159ZM161 251H165L168 256L166 258L170 257L172 258L173 255H175V257H173L170 261H166L168 259H164L162 257H160L161 255L157 254V253H161ZM184 251V250H183ZM198 251V250H197ZM196 251V252H197ZM202 252V250H199ZM253 251V250H251ZM6 252V250H5ZM23 252V251H21ZM29 252V251H28ZM80 252V251H79ZM83 252V251H82ZM110 252V253H111ZM191 252H193L191 250ZM230 252V251H229ZM254 252V251H253ZM14 253V252H13ZM30 253V252H29ZM85 253V252H84ZM188 253H189V250H188ZM205 253V252H204ZM223 253V252H221ZM39 254V253H38ZM37 254V255H38ZM41 254V253H40ZM103 254L105 255V257L103 256ZM112 254V253H111ZM163 255L164 252H162ZM166 254V255H167ZM169 254H171L172 256H169ZM187 254V253H185ZM184 254V255H185ZM194 254V253H192ZM23 255V254H22ZM21 255V256H22ZM43 255V254H42ZM41 255V256H42ZM66 255V254H65ZM71 255V254H70ZM78 255V254H77ZM85 255V254H84ZM88 257L90 254H88ZM112 255V257H113ZM184 255H180L181 257H183ZM190 254L187 255V257L189 256ZM228 255V253H227ZM26 256V255H24ZM29 256V255H28ZM31 256V255H30ZM39 256V255H38ZM40 256V257H41ZM72 256V255H71ZM82 256V255H81ZM91 256V257H92ZM180 256H179V260L180 259ZM191 256V255H190ZM189 256V257H190ZM200 254H197V257H195V255H193V257L195 258H199ZM202 256V254H201ZM226 256V255H225ZM224 256V257H225ZM229 256V257H230ZM12 256H10V254H8L7 256L5 257H2V260L0 262V264H11L10 260L12 259L11 258ZM20 257V256H19ZM32 257H34L35 259V256L33 255ZM49 257V256H48ZM69 257V256H68ZM115 257V256H114ZM113 257V258H114ZM129 257V258H128ZM133 257V258H132ZM186 258V255L184 256ZM188 257V258H189ZM206 257V256H205ZM263 257V258H261ZM25 258V257H24ZM67 258V257H65ZM73 258V257H72ZM79 258V257H78ZM93 258H90L89 261H94L92 260ZM184 258V259H185ZM191 258V257H190ZM192 259V261H194V263L196 262V260ZM201 260L203 259V257H200ZM227 258V257H226ZM258 258V259H257ZM58 259V258H57ZM97 259H95V263L97 262ZM101 259H99L98 261H101ZM129 259V261H127ZM183 259V258H182ZM183 259V261L185 262V260ZM225 259V258H224ZM263 259V260H262ZM21 260V259H20ZM51 260V259H50ZM67 260V259H66ZM71 260V259H70ZM190 261V264L192 263L191 259H187V261ZM201 260H198L197 262H201ZM204 260V259H203ZM227 260V259H226ZM12 263L13 260H11ZM37 261V260H36ZM41 261V259H40ZM47 261V260H46ZM57 261V260H55ZM105 260H103L104 262ZM112 261V260H111ZM182 261V260H181ZM228 261V260H227ZM63 262V261H62ZM86 262V261H85ZM88 262V261H87ZM92 262V263H94ZM102 262V261H101ZM100 262V263H101ZM117 262V261H116ZM127 262V263H125ZM133 262V261H132ZM203 262V261H202ZM222 262H224L225 264V261H223L222 259ZM228 263V264H232V263ZM36 263V262H35ZM89 263V262H88ZM91 263V262H90ZM106 263V261H105ZM134 263V262H133ZM132 263V264H133ZM138 263V264H139ZM178 261L174 262V264H177ZM188 263V262H187ZM186 263V264H187ZM216 263V262H215ZM221 263V262H220ZM259 263V262H258ZM264 263V262H262ZM261 263V264H262ZM37 264V263H36ZM53 264V263H52ZM72 264V263H71ZM85 264V263H84ZM99 264V263H98ZM111 264V263H110ZM123 264V263H122ZM135 264V263H134ZM179 264V263H178ZM183 264V263H182ZM189 264V263H188ZM197 264V263H196ZM214 264V262L212 263ZM219 264V261L218 263Z\"/></svg>",
	"mask_w": 264,
	"mask_h": 264
},
{
	"label": "rangeland",
	"instance_id": "374dc122",
	"mask_svg": "<svg viewBox=\"0 0 264 264\" xmlns=\"http://www.w3.org/2000/svg\"><path fill=\"white\" fill-rule=\"evenodd\" d=\"M6 2H7V0H5ZM4 0H3V2H5ZM42 2L44 1V0H41ZM63 1V2H62ZM82 1H84V2H82ZM66 0V2H65V0H45L44 2V4H46V3H48V5H50V7H52V8H50V12L51 11H56L55 10V8L57 9V10H59V8H66V10L65 11H61V10H59V11H61V15H62V13H63V16L64 15H67L68 14V17L67 16H65V17H67V18H69L70 20H68V22H67V25L70 23V25H68L69 27H71V29L69 28V30H71V31H67L68 33H73V32H75L74 34L76 35V33H77V35H78V39H76L77 40V42H78V40H79V43H82V49L84 50V49H86V50H89V51H87V52H93V53H95V51L96 52H105V55L107 56L105 59L107 60V59H109V61H110V63H111V65H113L114 64V66H113V71L112 72H114V71H118V72H120L121 70H122V72H125V71H133V73L131 74L130 73V75H131V77H132V79L134 80V82L132 81V82H130V83H128V85H127V87L125 88V90L128 92V94H129V92L131 93V96H133L134 95V97H136V96H138V94H139V92H141L142 90H147L148 89V91L149 90H153V89H155V90H153V91H157V88L158 87H164L165 85H167V86H169L170 88H172L173 87V83L177 80V79H175V80H171L170 79V76H172L173 75V73H174V75L176 74H186V73H188V72H191V71H193V73H195V75L196 74H198V76L196 75V78H199V79H197V80H203V79H205V76H206V73H207V69L209 68V60H210V58H208V56H206V58L203 56V55H201L200 53L202 52V51H198V49L197 48H199L200 46L199 45H201L200 43H202V41H204V29L202 28V24H201V20H199L198 21V16H200V11L198 10L199 9V7L197 6V5H200V3H198V1H196V3H198L197 5L195 4V1L194 2H192V0H188L189 2L191 1L192 3H194L195 4V7H196V9H195V7L193 8L192 6L190 7V8H192L191 10H186L188 7H189V4L191 3H187L188 1L186 0H182V2L180 1V0H150V2H149V0ZM113 1V2H112ZM176 1H177V3H176ZM209 1H212L211 2V4L212 3H215V5H214V7L213 8H211V9H216V11L214 10V13L216 14H214L215 16V18H211V16L213 15V14H211V12L210 11H208L209 9H210V5L207 7V9H206V11L209 13V14H211V16L208 14H206L205 15V19H206V21L208 22V24L207 25H209V23L210 22H212V23H210V25L211 26H209V28H210V30L211 31H213L214 33H212L213 35H216L215 37H216V39L214 38V41L212 40V44L211 45H213V55H212V57H213V59H215V60H213L214 62H215V66H218V67H220L221 68V70H219V72L217 73V77H216V80H215V83L214 82H211L210 84H204V86H205V88H207V94H208V96L210 97H208L209 99H210V101L212 102L213 101V107L215 106V108L217 109L216 111H218V110H222V111H225V110H228V109H236L237 111H240V113L242 112V113H245V117H243L244 116V114H242V117L243 118H245L246 119V116L248 117V119L250 120V119H252V121L255 119V120H257V116H258V119H259V117L260 118H262V114L264 115V29H261L260 27H264V22H263V20L261 21V19H263V18H258L259 20L258 21H256L255 19H252L253 17H251V15H249L250 13H251V11H253V9L251 10V9H248L249 7H246L245 6V4L247 3V1L245 0V2H244V6H242V2L244 1V0H235V3H233V0H232V3H233V5L234 4H236V2L240 5V3L239 2H241L242 4L240 5L241 6V8H242V11H243V7H246L245 9H248V10H246V12L244 11V13H240V15L242 14H244V15H246L247 16V14L249 15V17H251V18H249L250 19V21L248 20V18H246L245 17V19L244 20H246V23L245 22H241V21H239L240 19L242 20L243 18H244V16L242 17V15L241 16H239L238 14V16L235 14V13H239L240 12V9L238 8V7H236L237 8V10H235V11H238V12H233V10L230 12L232 15H229V13H228V16H229V19H227L228 20V22H227V24H228V26H230V31L229 32H227V30H225L226 29V27L227 26H225V22L227 21H223L222 20V23H221V21H219V20H221L220 18H219V16L220 17H222V15H220V13H222V12H224L223 10H222V12L220 11L221 9H225V7H226V9L225 10H227L228 8H229V6H231L230 5V2L228 3L229 4V6H224V8H223V5L224 4H222L223 3V1H225V0H223L222 1V3L218 0H215V1H213V0H209ZM229 1V0H228ZM5 2V3H6ZM76 2H77V4H76ZM111 2V3H110ZM179 2V3H178ZM254 2L256 3V5H255V3H254V5H255V8L252 6V1H251V3L249 2V4L254 8V10H256V9H258L259 7L260 8H262V9H260V10H262V12L264 11V7L262 6V5H259L260 3H258L259 1H257V0H254ZM0 3H1V0H0ZM5 3L3 4V5H5ZM73 3V4H72ZM175 3V4H174ZM182 3V4H181ZM185 3H187L188 4V6H187V4H185ZM207 3V2H206ZM210 3V2H209ZM2 4H0L1 6H2ZM52 4V5H51ZM57 4V5H56ZM64 4H66V5H64ZM180 6H179V5ZM222 4V7H221V9H219L220 7H219V5H221ZM47 5V4H46ZM68 5H70V6H68ZM74 5V6H73ZM182 5H184L183 7H184V11H182L183 10V7H182ZM76 6H78V7H76ZM259 6V7H258ZM68 7V8H67ZM73 7V8H72ZM74 7H75V9H74ZM151 7V8H150ZM187 7V8H186ZM197 7H198V9H197ZM212 7V6H211ZM217 7H219V8H217ZM228 7V8H227ZM232 7V6H231ZM257 7V8H256ZM0 8H3V6L2 7H0ZM70 8V9H69ZM190 8H188V9H190ZM251 8V7H250ZM77 9V10H76ZM210 9V10H211ZM218 9V10H217ZM229 9H232V8H229ZM235 9V8H234ZM244 9V10H245ZM258 9V12L260 13V10ZM68 10V11H67ZM70 10V11H69ZM193 10V11H192ZM250 10V12H248ZM18 11V12H17ZM72 11V12H71ZM75 11V13H73ZM205 11V12H206ZM219 11V12H218ZM257 11V10H256ZM65 12V13H64ZM68 12H70V13H68ZM182 12V13H181ZM185 12V13H184ZM194 12H195V14H194ZM197 12V13H196ZM206 12V13H207ZM227 12V11H226ZM248 12V13H247ZM255 12V11H254ZM254 12H253V14H252V16H254ZM57 13V12H56ZM60 13V12H59ZM72 13V14H71ZM184 13V14H183ZM186 13H187V15H186ZM74 14V15H73ZM194 14V15H193ZM199 14V15H198ZM217 14H219V16L217 15ZM255 14H257V12L255 13ZM261 14H263V13H261ZM261 14H258L259 15V17H260V15ZM23 15V13H22V11L20 10V9H18V8H15V10H13V12H12V14L9 16V18L11 19H7V20H9V21H11V23H12V27H11V25H10V23H9V29H11L12 30V28H15V26L17 27V25H18V27H21V26H23L24 24L22 23V22H24L25 20L23 19V17H24V15ZM170 15V16H169ZM181 15V16H180ZM184 15V16H183ZM186 15V16H185ZM225 15H227V14H225ZM235 15H236V18H235ZM258 15H257V17H258ZM192 16V17H191ZM208 16H210L209 18L210 19H207L208 18ZM233 18H235V19H233ZM256 16V15H255ZM261 16H264V15H261ZM74 17V18H73ZM169 17V18H168ZM187 17V18H186ZM198 17V18H197ZM213 17V16H212ZM219 19H218V18ZM25 18V17H24ZM72 18V19H71ZM178 18V19H177ZM225 16L222 18V19H224L225 20ZM228 18V17H227ZM238 18H240V19H238ZM176 19H177V21H176ZM183 19V20H182ZM200 19V18H199ZM214 19V20H213ZM252 19V20H251ZM179 20V21H178ZM211 20V21H210ZM232 20H233V22H232ZM235 20V21H234ZM236 20H238V21H236ZM244 20H242V21H244ZM2 21V20H1ZM0 21V22H1ZM8 21V22H9ZM71 21V22H70ZM195 21V22H194ZM218 21V22H217ZM248 21H249V23H248ZM3 22V24H4V21H2ZM180 22V23H179ZM188 22V23H187ZM223 22L225 23L223 26H222V24H223ZM251 22V23H250ZM263 22V23H262ZM73 23V24H72ZM196 23V24H195ZM240 23H242V25L240 24ZM246 25H245V24ZM254 23L257 25L258 23V26H256V25H254ZM261 23V24H260ZM186 24H188V25H186ZM199 24V25H198ZM214 24V25H213ZM218 24V25H217ZM237 24H239V25H237ZM248 24V25H247ZM251 24V25H250ZM2 24L0 23V26H1ZM185 25V26H184ZM236 25V26H235ZM246 26V28L248 29V27L247 26H249L250 28V30L251 31H247V29L245 28V26ZM253 25V26H252ZM14 26V27H13ZM244 26V27H243ZM260 26V27H259ZM184 27V28H183ZM234 27V28H233ZM237 29H236V28ZM241 27V28H240ZM254 27V28H253ZM256 27H257V29H256ZM77 28V29H76ZM212 28V29H211ZM224 28V30H222ZM229 28V27H228ZM227 28V29H228ZM233 28V29H232ZM239 28V29H238ZM243 28H244V30H243ZM72 29H74V30H72ZM217 29V30H216ZM221 29V30H220ZM242 29V30H241ZM253 29V30H252ZM255 29V30H254ZM14 30V29H13ZM79 30V31H78ZM0 35H2L3 34V29H2V27L0 28ZM77 31V32H76ZM233 31V32H232ZM253 31V32H252ZM12 32V31H11ZM226 32H227V34H226ZM231 32V33H230ZM244 32H246L245 34H244ZM13 33V32H12ZM12 33H10V34H12ZM80 33V34H79ZM242 33L244 34V35H242ZM198 34V35H197ZM228 34H230V36H228ZM231 34H232V36H231ZM236 34H237V36H236ZM258 34H259V36H258ZM263 34V35H262ZM178 35H179V37H178ZM201 35H203V36H201ZM239 35H241V36H239ZM250 36V37H248V36ZM2 36H4V35H2ZM81 36V37H80ZM219 36V37H218ZM198 37H199V39H198ZM239 37V38H238ZM241 37V38H240ZM245 37H246V39H245ZM260 37H262L263 39L261 40V38L259 39ZM4 38L5 37H1V39H0V42L2 43V45H1V43H0V54L2 55V57L4 58V59H8V54L7 53H10L9 51L6 53V51L9 49V48H7V49H5V47H7V45L5 46V45H3V44H5L4 42H5V40H4ZM180 38V39H179ZM203 38V39H202ZM220 40H219V39ZM3 39V40H2ZM86 39V40H85ZM239 39H241V40H239ZM258 41H257V40ZM83 40H84V42H83ZM180 40V41H179ZM198 40H200V41H198ZM217 40V41H216ZM246 40V41H245ZM261 40V41H260ZM82 41V42H81ZM87 42V43H86ZM199 42V43H198ZM241 42H243V43H241ZM259 42H261L260 44H259ZM75 43H76V41H75ZM89 43V44H88ZM177 43H179V44H177ZM263 43V44H262ZM88 44V45H87ZM186 45V47H184L183 45ZM262 44V45H261ZM95 45V46H94ZM102 45V46H101ZM180 45V46H179ZM210 45V46H211ZM215 45V46H214ZM256 45V46H255ZM5 46V47H4ZM84 46V47H83ZM105 46V47H104ZM176 46V47H175ZM217 46V47H216ZM262 46V47H261ZM2 47H4V48H2ZM86 47V48H85ZM87 47H89V48H87ZM99 47V48H98ZM108 47V48H107ZM175 47V48H174ZM188 47V48H187ZM197 47V48H196ZM96 48V49H95ZM183 48H185V49H183ZM190 48V49H189ZM196 48V49H195ZM245 48H246V51H245ZM2 49V50H1ZM6 51H5V50ZM81 49V48H80ZM81 49V50H82ZM99 49V50H98ZM103 49V50H102ZM192 49V50H191ZM10 50V49H9ZM101 50V51H100ZM183 50H185L186 52H182ZM220 50V51H219ZM262 50V51H261ZM4 51V52H3ZM110 51H111V53H110ZM194 51V52H193ZM190 52V53H189ZM218 52V53H217ZM259 54H258V53ZM3 53V54H2ZM108 53V54H107ZM187 53V54H186ZM111 54V55H110ZM189 54V55H188ZM0 55V56H1ZM10 55V54H9ZM182 55V56H181ZM183 55H185V56H183ZM255 55H256V57H255ZM259 55V56H258ZM7 58H6V57ZM218 56H219V59H218ZM221 56V57H220ZM225 56V57H224ZM2 57H0V60L2 61ZM111 57V58H110ZM196 57V58H195ZM253 58V59H252ZM258 58H259V60H258ZM192 59H194V60H192ZM203 61H202V60ZM114 60V61H113ZM199 60V61H198ZM207 60V61H206ZM254 60V61H253ZM257 62H256V61ZM263 60V61H262ZM66 61V60H65ZM64 61V62H65ZM69 61H71L72 62V60H68V61H66L67 63H65V64H68L70 67H72L71 65H72V63H75L74 61L72 62V63H68ZM108 61V60H107ZM173 61V62H172ZM219 61V62H218ZM192 62V63H191ZM222 62V63H221ZM253 62H256V63H254V65H253ZM258 62H259V64H258ZM1 63V62H0ZM80 63V62H79ZM79 63H77L76 62V64H78L77 65V67H79V68H77L74 64V68H77L78 70L80 69V71L82 70V69H84V70H86L87 72H85L87 75H88V73L90 74L91 73V71L93 72L94 71V68H93V65H94V61L92 60V61H89V63H87V61L86 62H81L80 64L81 65H83V63H85L83 66H80L79 65ZM91 63V64H90ZM172 63V64H171ZM204 63V64H203ZM224 63V64H223ZM261 63V64H260ZM64 64V65H65ZM71 64V65H70ZM88 64V65H87ZM222 66H220V65ZM256 64V65H255ZM258 64V65H257ZM110 65V66H111ZM170 65V66H169ZM259 65H261V66H259ZM263 65V66H262ZM66 66V65H65ZM69 66H67V68L68 69H70V67ZM253 66V67H252ZM254 66H256V68L254 67ZM132 67V68H131ZM163 67H165V68H163ZM174 67V68H173ZM194 67V68H193ZM223 67H225V68H223ZM115 68V69H114ZM117 68V69H116ZM129 68V69H128ZM162 68V69H161ZM125 69V70H124ZM205 69V70H204ZM260 69V70H259ZM137 70V71H136ZM164 70V71H163ZM170 70V71H169ZM83 71V70H82ZM169 71V72H168ZM183 71H184V73H183ZM166 72H168L167 74H166ZM178 72V73H177ZM225 72V73H224ZM24 73V72H23ZM23 73H21L20 74V76L18 75V76H16V78L14 79V80H16V81H14L12 78H10V79H12V80H10V81H8V79L6 80H0V94L2 95V96H0V97H4L3 98V100H6V98H7V100L9 101V99L12 101V103L15 101V103L14 104H19L20 105V103L22 104L23 103V107L25 108V110L27 111V110H30L31 108H32V106L35 104V106L36 105H38L37 103H39V102H41V100H43V97H39V98H42V99H38V97L36 98V94H33V92L32 91H34L35 89H34V87L32 86L31 88L30 87H28V86H26L27 84L29 85V86H31L30 85V83L29 82H31L30 80H28L27 82H26V80H23V81H25V82H23L22 81V77H24L25 76V74L23 75ZM170 74V75H169ZM172 74V75H171ZM203 74V75H202ZM230 74V75H229ZM261 74V75H260ZM144 76V77H143ZM161 76V77H160ZM200 76H202V77H200ZM218 76H220V77H218ZM25 77H27V75L25 76ZM19 78V79H18ZM21 78V79H20ZM146 78V79H145ZM162 78V79H161ZM163 78H165V80L163 79ZM221 78V79H220ZM25 79V78H24ZM27 79V78H26ZM156 79V80H155ZM170 79V80H169ZM142 80V82L143 83H140V81ZM147 80V81H146ZM149 80V81H148ZM157 80H159V81H161V82H159V81H157ZM170 82H169V81ZM220 80V81H219ZM6 81H8V82H6ZM21 81L24 83L23 85H21ZM139 81V82H138ZM152 81V82H151ZM180 81V80H179ZM226 81V82H225ZM136 82L138 83V84H140V86H141V88L139 89V85L138 84H136ZM158 82V83H157ZM171 82H172V84H171ZM197 82H200V81H197ZM202 82V81H201ZM222 82V83H221ZM20 83V84H19ZM25 83H27L26 85H25ZM32 83V82H31ZM155 83V84H154ZM161 83H163V84H161ZM164 83H165V85H164ZM176 84H174V86L176 87V85H177V82H175ZM180 84H181V81L179 82ZM179 83H178V85H179ZM194 84V83H196L195 81L194 82H191V84ZM262 83V84H261ZM6 84V85H5ZM17 84V85H16ZM40 84H43V83H40ZM133 84H134V86H133ZM138 85V86H136V85ZM157 84V85H156ZM189 85V87L191 88L189 91H191V90H194V91H191V92H194V93H196V91H197V88H196V84H195V86H193V85ZM214 84V85H213ZM217 86H216V85ZM219 84V85H218ZM21 85V86H20ZM25 85V86H24ZM45 85V84H44ZM143 85H144V87H143ZM158 85H160V86H158ZM212 85V86H211ZM224 85V86H223ZM40 86V85H39ZM132 86V87H131ZM149 86V87H148ZM153 86V87H152ZM208 86H209V88H208ZM220 88H219V87ZM40 87H42V89H45V88H47V86L44 88L43 87V85L42 86H40ZM40 87H38V88H40ZM148 87V88H147ZM218 87V88H217ZM16 88V89H15ZM30 88V89H29ZM33 88V89H32ZM128 88V89H127ZM133 88V89H132ZM8 89V90H7ZM12 89V90H11ZM29 89V90H28ZM41 89V88H40ZM41 89V90H42ZM213 89V90H212ZM3 90V91H2ZM21 90V91H20ZM32 90V91H31ZM46 90V89H45ZM211 90V91H210ZM10 91V92H9ZM14 91V92H13ZM30 91V92H29ZM44 91V90H43ZM137 91V92H136ZM2 92V93H1ZM4 92H6V93H4ZM19 92V93H18ZM46 92V91H45ZM214 92V93H213ZM12 93V94H11ZM24 93H25V95H24ZM31 93V94H30ZM134 93V94H133ZM193 93V94H194ZM6 94H8V95H6ZM10 94V95H9ZM133 94V95H132ZM13 95V96H12ZM17 97H16V96ZM35 95V96H34ZM136 95V96H135ZM190 95H192V94H190ZM9 96V97H8ZM13 97V98H12ZM24 97V98H23ZM33 97V98H32ZM189 96H187L186 98H188ZM215 97H216V99H215ZM35 98V99H34ZM182 99V102L181 103H179L180 104V106H181V104H182V106L183 107H185V108H187V110H185V113H186V111H188L187 113L188 114H190V109L188 108V105L190 104V102H189V99ZM190 98V97H189ZM24 101H23V100ZM47 99V100H46ZM46 99H44L45 101H44V104H42V103H39V104H42V105H44L45 107H47L48 105L47 104H49L50 102H49V100H48V98L46 97ZM6 100V101H7ZM14 100V101H13ZM185 100V101H184ZM11 101H9V103L11 102ZM21 101V102H20ZM181 101V100H180ZM210 101H209V103H210ZM223 103H222V102ZM28 102V103H27ZM32 102V103H31ZM37 102V103H36ZM43 102V101H42ZM189 102V103H188ZM185 103V104H184ZM16 104V105H17ZM26 104V105H25ZM28 104V105H27ZM159 104H161V102L159 103ZM222 104V105H221ZM226 104V105H225ZM19 105H17V106H19ZM50 105H52L51 103L49 104V106ZM218 105V106H217ZM231 105V106H230ZM35 106H33V107H35ZM44 106H42L43 108H45ZM181 106V107H182ZM230 108H229V107ZM28 107H31L30 109H28ZM180 107V108H181ZM208 106H205V108H203V110H201L200 111V113H201V118H203V119H201V118H199V119H201V123H200V120L198 121V123H200L199 125L201 126V124H203L202 125V127H203V129L202 130H204V128H207V127H209L208 125L210 124L209 122H210V119H215V114H213L214 113V111L211 109V111H209V109L210 108H207ZM239 107V108H238ZM48 108V107H47ZM60 108V107H59ZM59 108H57L58 110H59ZM180 108H179V110L178 111H181L180 110ZM56 109V110H57ZM182 109V108H181ZM189 109V110H188ZM240 109V110H239ZM56 110H54V111H56ZM62 110L63 109H61L60 108V111H61V113H62ZM251 110V111H250ZM248 112V113H246V112ZM252 111H253V113H252ZM53 112V111H52ZM51 112V113H52ZM58 112V111H57ZM56 112V113H57ZM63 112H64V110H63ZM182 112V111H181ZM181 112H179V113H181ZM255 112V113H254ZM257 112H259V114L257 113ZM61 113H59V115H58V113H57V115H58V117H60V119L59 120H61L62 119V121H63V116H62V114ZM184 112H183V114H185ZM186 113V114H187ZM199 113V114H200ZM252 113V114H251ZM48 114H50V113H48ZM56 115L55 114V112L54 113H52V115ZM253 114H255L254 116H253ZM261 114V115H260ZM180 115V114H179ZM181 116V115H180ZM211 116H213V117H211ZM240 116V115H239ZM238 116V118H236L238 121V123H244V120L245 119H243V120H241V117H239ZM1 118V117H0ZM3 118V120H5L4 119V117H2ZM1 118V119H2ZM181 118V117H180ZM234 118V119H235ZM240 118V119H239ZM0 119V120H1ZM66 118H64V120H65ZM208 119V120H207ZM234 119H232V122H234L235 120ZM3 120H1V123L3 122ZM66 120H69L68 118L66 119ZM234 120V121H233ZM239 120H241L240 122H239ZM246 121V120H245ZM248 121V120H247ZM69 122H71V121H69ZM230 122H231V120H230ZM229 122V123H230ZM231 122V123H232ZM237 122L235 121L234 123H236V125H237ZM251 122V121H250ZM5 122H3V124H4ZM229 123H227V125L229 124ZM230 123V124H231ZM234 123H232V125H234ZM66 124H67V126H66ZM244 124H246V122L244 123ZM70 124L68 123V121H67V123H66V121H65V124L62 122V124H60V126L64 129V131H63V129L60 127V128H57L58 129V132H56V135H57V138H58V141L60 142V145H61V143H63L61 146L63 147V148H61L62 149V151H64V149H68V145L70 144H72L71 146H73V144H74V146L75 145H79L80 147H82V145H84V144H82L83 142H82V139H81V137L79 136V135H81V134H79V132H78V134L76 133V131L75 130H70V127L71 126H73V125H71V126H69ZM238 125H240V126H242L241 124H238ZM65 126V127H64ZM199 126V127H200ZM5 128V127H4ZM8 127L6 126V128L5 129H3L2 128V130L0 129V134H1V132H2V134L3 133H5L6 134V132L7 131H10L9 130V128L7 129ZM56 129V130H57ZM74 129V128H73ZM62 130V131H61ZM139 130V129H138ZM138 130H137V132H138ZM141 130V129H140ZM3 131H5V132H3ZM68 131V133H66ZM72 131H74V132H72ZM12 132V131H11ZM142 132V133H141ZM15 132H12V134L13 135H17V134H14ZM139 133V132H138ZM147 133V132H146ZM145 133V131H140V138H148V136H149V134L147 133L146 134ZM2 134H1V138H2ZM10 134V135H9ZM71 134V135H70ZM75 134V135H74ZM138 134V135H139ZM141 134H142V136H141ZM4 135V134H3ZM10 139H9V141H16L15 143H14V141H13V147H14V144L16 145V143H17V140H15V138L18 136H13V135H11V133H8L7 132V134H6ZM6 135H4L6 138H4V139H8L7 138V136ZM60 136V137H59ZM19 137V136H18ZM1 138H0V141H1ZM2 138V139H3ZM12 138H14L13 140H11ZM69 138H71L70 140L72 141H70L69 140ZM74 138V139H73ZM105 138V137H104ZM3 139V140H4ZM73 139V140H72ZM76 139L79 141H77L76 142ZM81 139V140H80ZM105 139H107V138H105ZM105 139H103V140H105ZM2 140V141H3ZM19 141H20V138H19ZM70 141V142H69ZM107 141V140H106ZM6 142H7V144H6ZM5 142V144L6 145H8V146H12V142L10 143V145L8 144V140ZM82 142V143H81ZM67 143V144H66ZM2 145H3V143H1ZM0 144V145H1ZM2 145H1V148H2V150H3V148H4V146L2 147ZM66 145V146H65ZM8 146H5V148H6V150H9V151H6V150H3L4 152H2V151H0V155L2 156V157H0V159H7V157H9V156H7L10 152H11V154H13L14 156H12V158L15 160V155L17 156V159L15 160V161H13L12 160V158H10L11 157V154H9L10 155V157L6 160V162L5 161H3V160H1V161H3V162H5V163H2V162H0V165H1V163H2V165L1 166H3L4 167V170H5V172L7 171V172H11L12 174L14 173V171H15V174H13V176H12V174H10L9 175V177H11L10 178V180H8L7 179V181H8V183H9V185L10 186H12L10 189H9V191H14V194H13V192H12V194L15 196V193H16V197L17 196H20V197H22V196H25L26 197V199H27V197L29 196V195H31V196H29L28 198L30 199L31 197H33L34 196V194H33V189H32V187H36V184L37 183H41L40 182V180H41V178H39V174H43V171H42V168H44L45 169V166H47V164H49V163H47L46 165H44V163H43V165L44 166H41L42 165V162H41V160H40V165H36V163H37V161L35 160V156H33V155H38V154H35L36 152L38 153V151L40 150V151H42L41 149H39V148H37V149H34V151L32 150H27V151H31V153L30 154H33V155H31V156H33V158H34V160L36 161V163L34 162V160L32 161L33 163H35V165H34V167H36V168H34L33 169V171H32V167L33 166H28L27 164V166L28 167H30L31 169V171L28 169V167L25 165V163H26V161H25V158H26V155H24L23 154V152L26 154V152L25 151H22L21 152V155L20 154H14L13 153V151H14V149H15V151L14 152H19V151H17V148H13L12 149V147L10 148L11 149V151H10V149L8 148ZM18 146V145H17ZM17 146H15V147H17ZM22 146V145H21ZM21 146H18V147H20V148H22ZM76 146V147H77ZM103 146H105V145H103ZM102 146V147H103ZM25 147V146H24ZM100 147L101 146H99V149H100ZM101 147V148H102ZM0 148V149H1ZM4 148V149H5ZM20 148H18V149H20ZM26 148V147H25ZM69 148H70V146H69ZM104 148V147H103ZM102 148V149H103ZM23 150H24V148H23ZM39 151V152H40ZM103 151H104V149H103ZM127 151V152H126ZM9 152V153H8ZM43 152V151H42ZM125 153L126 152V155L122 158V157H119V158H122L123 159V163L126 161V159L128 160V158L129 157H131V161L130 162H128V161H126L125 162V164H123V166H124V168L123 167H121V168H123V169H121V168H119L121 171H118L117 169L115 170V168H113V167H111V168H113V170H112V172H114V171H118V172H116V173H122V180L121 181H123V183H125L124 181V178H125V176H129V177H135L134 175H133V173L135 172V171H133V170H136L137 168H135V167H137V166H139V164H140V162H141V164L142 163H144V164H147V162H149L150 160L149 159H146L145 161H142V158H143V160H144V157H142L141 158V156H139L140 158H141V161H139V159L140 158H137V156H135L134 155V153H132V152H129L128 150H124V151H122V153ZM29 153V152H28ZM27 153V154H28ZM41 153V152H40ZM121 153V152H120ZM5 154L6 155V158H4L5 157V155H4V157H3V155ZM104 154H105V152H104ZM132 154V155H131ZM105 155H107V153L105 154ZM121 155V154H120ZM123 155V154H122ZM121 155V156H122ZM131 155V156H130ZM197 155H201L200 153H198ZM195 156L196 158L198 157V156ZM18 156H20L21 158H22V161L20 160V157H18ZM25 156V157H24ZM37 157V156H36ZM39 157H42V155L40 154V155H38V158H36L37 160L39 159ZM127 157V158H126ZM43 158V157H42ZM41 158V159H42ZM136 159V160H135ZM27 160V159H26ZM43 160V159H42ZM134 160V161H133ZM138 160V161H137ZM217 161H218V159H216ZM220 160V159H219ZM224 160V159H223ZM223 160H220V162L218 161V162H216V161H214V160H212L213 161V163L215 164V166L217 165L221 170H223V168H231V167H233L231 164L232 163H230L229 162V160L227 161L228 163H230V165H231V167H230V165H228V167H226L227 166V162L226 163H224L225 164V166L223 165ZM19 161V162H18ZM223 161V162H222ZM7 162H9V163H7ZM12 162V163H11ZM15 162V163H14ZM22 162V163H21ZM38 162H39V160H38ZM43 162H44V160H43ZM50 162V161H49ZM139 164H138V163ZM222 162V163H221ZM32 163V164H33ZM138 164V165H136L135 166V164ZM212 162L210 161V164H211ZM212 163V164H213ZM217 163H219V164H217ZM7 164H9V165H7ZM19 164V165H18ZM21 164H23V165H21ZM39 164V163H38ZM50 164H51V162H50ZM49 164V165H50ZM127 164V165H126ZM212 164H211V166H212ZM221 164V165H220ZM6 165V166H5ZM21 165V166H20ZM25 165V166H24ZM47 166L48 168H50V166ZM51 165H53V163L51 164ZM9 166V167H8ZM39 167V169H38V167ZM122 166V165H121ZM214 166V167H215ZM224 166V167H223ZM25 167H27L26 169H28V170H26V169H24V170H22L23 168ZM40 167H42V168H40ZM214 167H212V168H214ZM217 167V169H219ZM223 167V168H222ZM14 168V169H13ZM20 168H21V170H20ZM48 168H46L47 170H48ZM133 168H135V169H133ZM211 168V169H212ZM229 168H228V170H229ZM234 169H236L235 167H233ZM0 169L2 170L3 168H1L0 167ZM11 169V170H10ZM41 169V170H40ZM210 169V170H211ZM217 169H215V171L214 172H216V170ZM219 169V170H220ZM14 170V171H13ZM40 170V171H39ZM154 170H156V169H153V171ZM218 170V175L220 176V174L222 175V172H224L225 173V171L223 170V171H219ZM226 170V169H225ZM13 171V172H12ZM24 171H26V173L27 172H29V176H28V173L26 174V173H24L28 178H30L31 176L32 177H34V175L35 176H38V177H34L33 179L35 180V178H37L36 179V184H35V181L32 179V177L30 178L31 179V181H30V179H27V177L26 176H23L24 174H23V172ZM41 171H42V173H41ZM129 171H131V172H133L132 174H128V172ZM149 171V173H151L150 171H152V170H148ZM212 172H213V170H211ZM231 171H232V169H231ZM231 171L229 170V172H227V175H228V177H226V176H223L224 177V179L223 178H221V180L222 181H224L225 180V177H226V179L228 178L229 179V176H231V175H229L228 173H231ZM2 172V171H1ZM4 172V171H3ZM35 174H34V173ZM110 172H111V169H110ZM125 172V173H124ZM158 172V171H157ZM157 172H153V173H155L154 175H151V174H147V176L145 175V176H141V175H139V176H141V178L139 177V176H136V177H139V178H137L136 179V185L138 186V188H139V190H137V192H136V196L137 197H139V199L133 194V195H131V196H134V197H136V198H132L133 200H131V201H129L128 203H130L131 205H132V207L130 208V206L128 207V205H130V204H126V206H125V204L123 205V208H122V206H121V203H118L117 201L116 202H114V207H113V205H112V207L111 206H109V208H107V206H108V204L107 205H105V207L103 208L102 207V204H100L101 205V208H103V210L100 208V205H99V208L98 209H100V210H102V211H106L107 210V212H109L110 211V214L112 215H114L115 213L116 214H119V212H121L122 211V209H124L123 210V213L121 212L120 214H121V216L120 217H124L123 218V220L119 217V215L117 216V220L116 221H114V224H115V222H117L116 224H120V223H123L124 222V224H123V226H122V224L121 225H119L118 224V226L116 225H113L111 222H113V220L110 222L109 220H108V222L105 220V219H103L102 218V220L101 219H99L100 220V222H102L103 220V222H102V224L99 222L98 224H100V225H103L104 224V226H102L100 229H101V231H103V232H107L108 230H110V229H112V225H113V227H114V229H112V230H114V232L113 233H111V235L113 236V238H116V239H118L121 243H123V245H128V246H132V247H138L137 245L140 243H138L137 241H134V239H132V237L134 236V238H135V234H143V233H147V234H145V235H147L148 236V238H146V240L144 241L145 243H147V244H150V243H152V242H154L153 244H155L156 243V241L159 243V241H160V243H161V240L165 243V242H167V244H174V243H180L179 245H178V247L179 246H182V247H180L181 249L182 248H184V249H182V252H185V253H187V254H185V253H183V254H179V256L181 255H186V258L183 256V257H181L180 256V259L182 260H179L178 258H179V256H177L176 255V257H175V255H171V254H169V256H172V258L173 257H175L176 258V260H173L171 257H170V259H169V257L168 258H166L167 256H168V252L166 253L165 251H161V253H157V254H159V255H161L160 257H162V258H164L165 260L166 259H168V260H166L167 262L168 261H170L171 259V262H168V263H171V264H174V262L176 261H178V263L179 264H186L187 262L190 264V261L188 260L187 261V259H191V261H192V259L194 260V258L195 257H197V254H200V256H199V258L197 259V258H195V260H196V262L194 263V261H192V263L191 264H212L213 262H214V264H217L218 263V261H219V264H224V262H222V259H223V261H225V264H228L229 262H230V259H231V256H232V259L231 260H233L235 257H233L234 256V253L233 252H235V249H237L238 248V246H240V244L242 245L243 244V246H241L242 247V249H243V247L245 246V249H243L244 250V252H245V250L250 246V245H252V243L253 244H255V243H257L256 245H252L251 246V248L249 247V251L251 252V253H256V254H254V256L256 255V256H260L262 253H260L262 250L260 249V248H262V246L261 245H264L263 243H264V240H263V237H259L258 235H260V234H262V232H261V230H263L264 229V213H260V212H257V211H259L260 210V208H258V210H256V203L254 204V202H256V201H253V202H250L251 200H255V195H257L258 196V194L260 195L261 193H262V190L260 191V193H255V194H252V196H251V194L250 195H247V194H245L248 190H246L245 191V189H246V187H244V191H245V193H244V191L242 190V186H243V184L241 183H238L239 185H236V188L238 189V190H235L233 193H234V195H233V193L231 194V192L229 191L230 189V187H232V183H231V186H229L230 185V181L228 180V181H226V183L228 182V185L227 186H229L228 188L227 187H225L224 185V183H221V182H219L220 184H216V183H218V181L220 180V178L219 177H217L216 176V178H219V180L218 179H216V183L214 182V180H212L213 179V177H214V175H212V178L210 177H208L207 175H209V176H211L210 174H211V172L209 171V169H208V172H209V174H206V173H208L207 172V169H206V172H203L202 171V173H204L203 175L202 174H200L199 173V178L197 177H195L196 179L194 180V179H191V181H189V180H186V179H184V181L183 180H181V178H179V180L178 179H176V178H173V177H171V176H169V175H165L166 173H164V176H162L163 175V173H162V171L160 172V173H162V174H160V176L159 175H156V173ZM213 172V173H214ZM232 172H234V170L232 171ZM9 173H6V175L7 174H9ZM20 173V174H19ZM23 175H22V174ZM37 173H39V174H37ZM212 173V174H213ZM4 174V173H3ZM2 173H0V175H1V177L3 178V176H5V175H3ZM17 174H19V176L17 175ZM33 174V175H32ZM114 175H117V174H115V172L113 173ZM135 174V173H134ZM158 174V173H157ZM215 174V173H214ZM216 174H217V172H216ZM226 174V173H225ZM22 175V177H25L26 178V180H27V182L29 181L30 183H28V185L27 186H25L24 184H26V181H25V179L23 180L22 179V177H20ZM151 175V176H150ZM205 175V176H204ZM224 175V174H223ZM8 176V175H7ZM6 176V177H7ZM16 176V177H15ZM18 176V177H17ZM43 176V175H42ZM154 176V177H153ZM203 176V177H202ZM208 177L206 180H204V177ZM1 177H0V179H1ZM9 177H7V178H9ZM41 177V176H40ZM146 177V178H145ZM164 177V178H163ZM222 177V176H221ZM5 178V177H4ZM39 178V179H38ZM145 178V179H144ZM154 178H155V180H154ZM163 180H162V179ZM203 178V179H202ZM20 179H22L23 181H21ZM141 179V180H140ZM149 179V180H148ZM176 179V180H175ZM202 179V180H201ZM214 179H215V177H214ZM2 180V179H1ZM33 180V181H32ZM156 180H157V182H156ZM171 180V181H170ZM197 180V181H196ZM5 182H7L6 181V179L4 180ZM20 181H21V186L20 187H18L19 185H20ZM25 181V182H24ZM119 182V183H122V182ZM163 181V182H162ZM167 181V182H166ZM180 181V182H179ZM203 181V182H206V183H201V182ZM212 181V183L210 184V182ZM19 182V183H18ZM22 182L24 183L23 185H22ZM31 182H33V184H31ZM140 182V183H139ZM160 182V183H159ZM183 182V183H182ZM189 182V183H188ZM199 182H200V184H199ZM213 182L215 183L214 185H212L213 184ZM7 183V184H8ZM13 183V184H12ZM178 183V184H177ZM19 184V185H18ZM128 185V187L130 186L128 183H125L124 185ZM133 184H135V183H133ZM132 184V185H133ZM141 184V185H140ZM202 184V185H201ZM204 184H206V185H204ZM224 184V185H223ZM235 184H236V182H235ZM235 184H234V187H235ZM29 185H31V189H30V187H29ZM37 185H40V184H37ZM136 185H133L134 187L136 186ZM190 185V186H189ZM217 185V186H216ZM10 186H8V187H10ZM132 186V187H133ZM187 186V187H186ZM203 186V187H202ZM245 186V185H244ZM22 187V188H21ZM25 187V188H24ZM29 187V188H28ZM114 187H116L115 185H113V188ZM125 187V186H124ZM127 186H126V188H128ZM158 187H159V189H158ZM161 187V188H160ZM176 187V188H175ZM187 189H186V188ZM200 187V188H199ZM212 187H213V189H212ZM24 188V189H23ZM137 188V187H136ZM136 188H134L135 190H136ZM223 188V189H222ZM241 188V189H240ZM27 191H26V190ZM30 191H29V190ZM35 189V188H34ZM109 189V188H108ZM108 189H105L103 192H101L100 194L103 196L104 195V192L106 193V194H108V196H109V193L110 192H108L109 190ZM110 189H111V191H112V187H110ZM130 192H131V190H132V188H131V186H130ZM145 189H147V190H145ZM151 189V190H150ZM164 189V190H163ZM166 189V190H165ZM176 190V192L174 191V190ZM194 189V190H193ZM211 189V190H210ZM227 189H229V190H227ZM232 190L231 191H233V187L231 188ZM25 190V191H24ZM124 190H125V188H124ZM160 191V192H162L164 195H162V193H158V191ZM173 190V191H172ZM183 190V191H182ZM199 190V191H198ZM127 191V190H126ZM134 191V190H133ZM202 191V192H201ZM221 191V192H220ZM227 191V192H226ZM230 193H229V192ZM20 192V193H19ZM129 192V193H130ZM152 192V193H151ZM157 192V193H156ZM173 192V193H172ZM175 192V193H174ZM180 192H181V194H180ZM195 192V193H194ZM220 192V194H217V193H219ZM17 193H19V195H17ZM202 193V194H201ZM225 193V194H224ZM229 193V196H231V195H233V197H232V199H231V197H230V200H229V198H227V200L229 201V203H230V205H228V202L227 201H223V200H226V197H229L227 194ZM238 193V194H237ZM247 195L246 197L247 198H245V196L243 197L242 196V198H243V200H241V201H243V202H246V201H248L249 200V198H250V200L247 202V203H240V202H238L239 203V206H241V207H239V206H236V205H233L232 203H233V200L235 199L234 197L236 196V195H239L240 197H241V195L240 194H242V195ZM112 194V193H111ZM115 194V193H114ZM114 194L112 195V196H114ZM132 194V193H131ZM145 194V195H144ZM147 194H149V195H147ZM152 194V195H151ZM180 194V195H179ZM248 194H249V192H248ZM9 195V194H8ZM8 195H7V197H8ZM22 195V196H21ZM28 195V196H27ZM143 195V196H142ZM105 196H107V195H105ZM111 196V195H110ZM111 196V197H112ZM172 198H171V197ZM197 196V197H196ZM224 196V197H223ZM239 196H236V197H239ZM261 196V195H260ZM24 197V198H25ZM115 197V196H114ZM154 197V198H153ZM161 197V198H160ZM217 197V198H216ZM221 197V198H220ZM236 198V199H241V198ZM249 197V198H248ZM19 198V197H18ZM131 198V197H130ZM147 198V199H146ZM215 198V199H214ZM254 198V199H253ZM9 199V198H8ZM22 199V198H21ZM25 199V200H26ZM29 199H27L28 201H29ZM136 199V200H135ZM142 199V200H141ZM160 199V200H159ZM194 199V200H193ZM259 200H260V198H258ZM7 200V199H6ZM111 200V199H110ZM130 200V199H129ZM135 200V201H134ZM147 200H149V201H147ZM245 200V201H244ZM4 201H5V199H3V198H1L0 199V204L1 205H3V208H4V214H5V216H4V220L6 221V223H4L2 226L3 227H5V228H1V223H3V221L1 222L0 221V262H1V260H2V257H5V256H7L8 254H10V256H12L11 258V260H13V262L14 263H12V261L10 260V262H11V264H120V257H122V256H116V255H118V254H114L113 255V250H112V245L107 241V240H102V239H99L98 237H94V235H91V237L93 236V238L92 239H96L95 240V243L96 242H99V240L100 241H102L101 242V244L103 245L104 244V248L103 247H100V250L101 249H107V251H109V252H107V251H105V252H107V253H109V254H105L107 257L104 259H101V258H98L97 259V257H98V255H99V257H100V254H102V253H104V252H102V251H104V250H101V253L99 254V250L97 249L98 247L94 244L93 245V247L95 246V247H97V248H95V249H97L98 251L97 252H95V253H98V255L97 256H95V259H97V262L95 263L94 261H95V259L93 258V256L94 255H96L94 252H92V253H94V255L92 254V253H89L90 252V250H88V249H86L88 246H89V244H87V243H89V241L91 240H84V239H80L81 241H77L76 240V246H75V241L74 242H72V243H74V245L73 244H70V246H69V244L67 243V242H65V241H67L66 239H69L67 236H65V235H63L62 234V238L64 237V239L62 240V238H61V236H60V233L57 235H55V230H54V232L55 233H53V231H52V233L50 232V231H48L46 228H44V231L46 232V230L48 231V233L46 232H43L42 230L43 229H38V230H41V234L39 233V231L37 230V234L35 235V234H31V233H36L35 231V229H34V231L32 230L34 227H32V232L29 230V233H30V235H35V236H33V238H35V239H33L32 238V236H30L29 237V233H28V231H27V229L28 228H26V229H21V228H23V226L24 225H22L23 223L22 222H20V221H18L19 219H17V221H18V223L17 222H15V223H17V224H15V223H12V218H11V213L9 214V212H10V210L11 209H9V208H11V207H9L8 205H7V207L6 206H4ZM133 201V202H132ZM142 201V202H141ZM159 201V202H158ZM165 202V204H164V202ZM231 201V202H230ZM236 201V200H235ZM155 204H154V203ZM162 202V203H161ZM226 204H224V203ZM259 201H257V203H258ZM120 204L119 206H116L115 207V204ZM124 203V202H123ZM126 203V202H125ZM133 203V204H132ZM149 203V204H148ZM221 203V204H220ZM249 203H253V204H251V206L250 207H253L252 205H254V208H252V210H251V208H250V211L248 210H246V212L243 210V209H245V208H247L249 205ZM260 203V202H259ZM27 204H29V202L27 203ZM143 204H144V206H143ZM151 204V205H150ZM160 204V205H159ZM244 204H246L247 205V207H245L246 205H244ZM29 205H31V204H29ZM153 205H155V206H153ZM244 205V206H243ZM125 206V207H124ZM256 206V207H255ZM234 207H237V208H234ZM239 207V208H238ZM244 207V208H243ZM113 208V209H112ZM114 208L116 209V212L114 211ZM119 208H122L121 210H119ZM134 208V209H133ZM241 208V209H240ZM243 208V209H242ZM249 208V207H248ZM43 209V208H42ZM98 209L96 210L97 212H98ZM109 209V210H108ZM111 209V210H110ZM129 209H130V211H129ZM133 209V210H132ZM181 209V210H180ZM190 209V210H189ZM233 209V210H232ZM241 211H240V210ZM99 210V211H100ZM113 210V211H112ZM132 210V211H131ZM187 210L188 211H190V213L188 212V213H186L187 212ZM9 211V212H8ZM12 211H13V209H12ZM20 211H22V212H20ZM112 211V212H111ZM139 213H138V212ZM158 211V212H157ZM240 211V212H239ZM256 211V213H254ZM19 215H21V216H26L27 217V220L24 218V217H22V218H24V219H22V220H25V221H27L28 222V220H30L31 222H33L31 219H35V221H37V219L39 218L40 219V221H42V222H46V219L48 220V222H49V220H50V223H51V220L53 221V222H58V223H60L61 222V224L62 223H64V221L62 220H57V219H53V218H49V217H47L46 215H47V211H46V209H43V212L41 211V214H35V213H33V212H29V211H23V210H19ZM115 212V213H114ZM125 212L126 213H128V214H130L129 216H128V214L126 215L125 214ZM130 212V213H129ZM134 212V213H133ZM141 212V213H140ZM180 212V213H179ZM244 212V213H243ZM248 212H249V214H248ZM254 214H256V215H253V213ZM261 212H264V210L263 211H261ZM138 215V216H140V217H138L136 214ZM257 213H259V215H257ZM123 214H125L126 215V217L123 215ZM134 214H135V216H134ZM142 214V215H141ZM164 214H167L166 216L164 215ZM181 214V215H180ZM251 214V215H250ZM133 215V217L131 218L132 219V222H133V220H134V222L132 223V225H134V226H132L131 225V223H129L131 220H127V221H129V222H127L126 221V218L127 219H130L129 217H131ZM160 217H159V216ZM176 215V216H175ZM184 215V216H183ZM260 215H263V220H261L262 218H260L261 216ZM31 217V219H30V217ZM137 216V217H136ZM188 216V217H187ZM258 216V217H257ZM28 217H29V219H28ZM32 217H34V218H32ZM158 217V218H157ZM180 217V218H179ZM37 218V219H36ZM46 218V219H45ZM134 218V219H133ZM138 218L140 219V221H141V223L139 222V220H138ZM145 219V220H142V219ZM174 218L176 219V220H174ZM179 220H178V219ZM42 219V220H41ZM119 219H121L122 221H119ZM136 219V220H135ZM56 220V221H55ZM138 220V221H137ZM4 221V222H5ZM136 221V222H135ZM144 221V222H143ZM174 221V222H173ZM14 222V221H13ZM24 222V221H23ZM25 223V225L26 224H28V223ZM107 222V224H105V223ZM109 222H110V224H109ZM126 222V223H125ZM139 223V226H138V224H137V226H136V223ZM150 222V223H149ZM151 222H153L152 224H151ZM204 223L203 224V226H201L202 224H200V223ZM10 224V225H8V224ZM55 223H53V224H55ZM57 223V224H58ZM66 223V222H65ZM176 223H178V224H176ZM5 224H7L11 229H9V228H7L8 226H6ZM22 225L21 226V228H20V225ZM109 224V225H108ZM125 224H126V226H125ZM127 224H129L128 226H127ZM141 224H143V225H141ZM147 224V225H146ZM199 226H197V225ZM241 224H244L243 226L241 225ZM260 224V225H259ZM14 225V226H13ZM15 225H16V227H15ZM141 225V226H140ZM144 225H145V227H144ZM233 225V226H232ZM234 225L236 226H240L239 227V229L238 228H236L235 229V227H234ZM19 226V227H18ZM151 228H150V227ZM198 227V228H195V227ZM246 226V227H245ZM248 226V227H247ZM249 226H251L252 227V229H250L251 227H249ZM255 226V227H254ZM259 226V228L261 227L262 228V226H263V228L260 230H258L259 232H257V229L258 228H256V227H258ZM116 227H118L117 228V230L115 229ZM127 227V228H126ZM129 227V228H128ZM131 227H133V228H131ZM136 227V228H135ZM142 227V228H141ZM144 227V228H143ZM201 227H202V229H201ZM253 227L254 228H256L255 230H253ZM19 228H20V230H19ZM121 228H123L122 230H121ZM126 228V229H125ZM130 228L133 230H130ZM149 228V229H148ZM153 228V229H152ZM155 228V229H154ZM157 228V229H156ZM208 228V229H207ZM234 228V229H233ZM240 228H242V230H243V232H242V230L240 229ZM246 228L248 229V230H246ZM3 229H5V230H3ZM18 229V230H17ZM108 229V230H107ZM128 229H129V231H128ZM137 229H141V230H138L137 231ZM160 231H159V230ZM230 229V230H229ZM236 230V233H235V231H233V230ZM11 230V231H10ZM12 230H13V233H12ZM23 230H25V231H23ZM111 230V231H112ZM127 230V231H126ZM146 230V231H145ZM152 230V231H151ZM153 230H155V231H153ZM187 232H186V231ZM192 230V231H191ZM223 230V231H222ZM227 232H226V231ZM231 230L233 231V233L231 232ZM239 230V231H238ZM240 230H241V232H240ZM3 231V232H2ZM132 231V232H131ZM135 231V232H134ZM139 231H140V233H139ZM144 231V232H143ZM158 231V232H157ZM184 231V232H183ZM190 231V232H189ZM208 231V232H207ZM211 231V232H210ZM225 231V232H224ZM247 231L249 232H251L252 233V231H256V232H254L255 234L256 233H259V234H256L258 237H259V239L257 240L256 239V237L254 236L253 238L255 239H253L254 240V242L253 241H251V239H250V243L248 244L249 246L246 248V244L245 243H243V241H245L244 239H246L247 237H249V234H248V236L245 238V237H243L246 233H247ZM8 232H10V233H8ZM23 232V233H22ZM118 234L119 232H121L120 233V236H119V234L117 235L116 233ZM126 232V233H125ZM142 232V233H141ZM150 232V233H149ZM154 232V233H153ZM179 232V233H178ZM180 232L181 233H183L184 234V239L185 240H187V242L183 239V238H181V237H183V234H182V236H178V235H180ZM246 232V233H245ZM39 233V234H38ZM58 233V232H57ZM122 233H123V235H122ZM131 233V234H130ZM153 233V234H152ZM177 233V234H176ZM186 233H188V234H186ZM190 233V234H189ZM193 233V237L191 236V234ZM201 233V234H200ZM239 233H240V235H239ZM7 235V237H6V235ZM18 236H17V235ZM22 234H24V235H22ZM43 234H44V236H43ZM49 234V235H48ZM52 234V236H50ZM134 234V235H133ZM149 234V235H148ZM205 234V235H204ZM210 234V235H209ZM219 234V235H218ZM221 234V235H220ZM227 234H230L229 236L227 235ZM234 234H236L237 236L239 235L240 236V238H239V236H238V238H235V236H233ZM244 234V235H243ZM264 234V233H263ZM2 235V236H1ZM5 235V236H4ZM12 235V236H11ZM38 235V237L39 238H37L36 236ZM40 235H41V237H40ZM48 235V237H50V238H48V237H45V236H47ZM130 235V236H129ZM133 235V236H132ZM174 235H176V238L174 237ZM185 235H189V236H185ZM241 235H243V236H241ZM253 235V234H252ZM4 236V237H3ZM13 236H16L15 237V240H14V237ZM24 236H26L25 238H24ZM43 236V237H42ZM56 236H57V238H56ZM121 236H123V237H121ZM128 236V237H127ZM178 236V237H177ZM236 236V237H237ZM261 236H264V235H261ZM19 239H18V238ZM67 237V238H66ZM129 237H131V239L133 240H130V238ZM170 237V238H169ZM190 237H192V238H190ZM199 237V238H198ZM213 237V238H212ZM230 237V238H229ZM237 240H235L234 238ZM243 237V238H242ZM251 237V236H250ZM249 237V238H250ZM18 239V241L20 240L22 243H20V241H19V243H17V239ZM44 238V239H43ZM53 238V239H52ZM127 238L129 239V241L127 240ZM173 238V240H171ZM176 240H175V239ZM188 238H190L191 240H188ZM212 238V239H211ZM233 238V239H232ZM13 239V240H12ZM33 241H32V240ZM50 239H51V241H50ZM126 239V240H125ZM178 239H180V240H178ZM181 239H183V240H181ZM29 240V241H28ZM46 240L47 241H49V242H46ZM70 240V239H69ZM82 240L83 241H85L86 242V245H87V247H85L86 245L85 244H83V243H85V242H82ZM94 240L93 241H91L90 243L92 244V242H94ZM159 240V241H158ZM196 240V241H195ZM231 242H230V241ZM232 240L234 241V243L232 242ZM242 240V241H241ZM14 241V242H13ZM24 241V242H23ZM73 241V240H72ZM88 241V242H87ZM174 241V242H173ZM182 241H184L183 243H182ZM241 241V242H240ZM3 242V243H2ZM26 242V243H25ZM32 242V243H31ZM33 242H35V243H33ZM38 242V243H37ZM42 242V243H41ZM60 242H62V244L60 243ZM64 242L66 243V244H64ZM69 242V241H68ZM81 243V245H80V243ZM163 242H162V244H161V246L160 247H162V245H163ZM230 242V243H229ZM238 243L239 245H237L236 246V243ZM14 243L16 244L17 243V245H14ZM25 243V244H24ZM49 243V244H48ZM71 243V242H70ZM77 243H79L78 244V246H77ZM100 243V242H99ZM99 243H97V244H99ZM160 243H159V245H160ZM197 243V244H196ZM216 243V244H215ZM259 243V244H258ZM14 246H13V245ZM20 244V245H19ZM22 244V245H21ZM27 244V245H26ZM41 244H43V245H41ZM56 244H57V246H56ZM58 244H60V245H58ZM82 244H83V246H82ZM90 244V245H91ZM152 244V246L153 247H155L154 245ZM189 244V245H188ZM215 244V245H214ZM232 244V245H231ZM245 244V245H244ZM2 245V246H1ZM37 245V246H36ZM40 245V246H39ZM65 245H68V246H65ZM72 245V246H71ZM85 245V246H84ZM100 245V244H99ZM102 245H100V246H102ZM175 245H177V244H175ZM218 247H217V246ZM236 246V248H234L235 246ZM16 246V247H15ZM21 248H20V247ZM27 246V247H26ZM30 247V249H29V247ZM49 246V247H48ZM79 246H81L80 247V249L83 251H81V250H78V248H79ZM192 246V247H191ZM223 246V247H222ZM226 246V247H225ZM258 246V247H257ZM13 247V248H12ZM19 247V248H18ZM25 249V251H24V249ZM61 247V248H60ZM65 247V248H64ZM71 247V248H70ZM73 247V248H72ZM87 250H85L84 248ZM89 247H91V246H89ZM105 247H107V248H105ZM152 247V248H153ZM156 247H158V244L156 243ZM155 247V248H156ZM197 249H196V248ZM220 247H222V248H220ZM233 247V252L231 251V249L230 248H232ZM13 250H11V249ZM18 248V249H17ZM35 248V249H34ZM38 248V249H37ZM69 248V249H68ZM154 248V249H155ZM191 248V249H190ZM217 248V249H216ZM222 249V250H220V249ZM21 249V250H20ZM30 252H28L27 250ZM41 249V250H40ZM64 249V250H63ZM66 249V250H65ZM67 249H68V251H67ZM72 249V251L70 252V250ZM93 249V248H92ZM119 249V248H118ZM185 249H187V250H185ZM219 249V250H218ZM259 251H258V250ZM262 249H264V246H263V248ZM5 250H6V252H5ZM35 250V251H34ZM44 250V251H43ZM94 250V249H93ZM184 250V251H183ZM188 250H189V253H188ZM191 250L193 251V252H191ZM198 250V251H197ZM199 250H202V252L201 251H199ZM251 250H253V251H251ZM12 251V252H11ZM21 251H23V252H21ZM66 251H67V253H66ZM80 251V252H79ZM111 251H113V252H111ZM197 251V252H196ZM230 251V252H229ZM14 252V253H13ZM85 252V253H84ZM112 254H111V253ZM115 252H116V250H115ZM160 252V251H159ZM162 252H164V254L165 255H163L162 254ZM205 252V253H204ZM221 252H223V253H221ZM39 253V254H38ZM41 253V254H40ZM87 253L88 254H90L89 255V257H88V255H87ZM192 253H194V254H192ZM227 253H228V255H227ZM23 254V255H22ZM39 256H38V255ZM43 254V255H42ZM66 254V255H65ZM72 256H71V255ZM78 254V255H77ZM85 254V255H84ZM167 254V255H166ZM188 254H190L189 256L191 257H187V255ZM201 254H202V256H201ZM230 254H232L231 256H230ZM264 254V253H263ZM262 254V255H263ZM22 255V256H21ZM24 255H26V256H24ZM29 255V256H28ZM31 255V256H30ZM35 256V259H34V257H32V256ZM42 255V256H41ZM82 255V256H81ZM93 255V256H92ZM105 255L103 254V256L105 257ZM112 255H113V257H112ZM193 255H195V257H193ZM226 255V256H225ZM20 256V257H19ZM41 256V257H40ZM49 256V257H48ZM69 256V257H68ZM92 256V257H91ZM166 256V257H165ZM206 256V257H205ZM225 256V257H224ZM230 256V257H229ZM264 256V255H263ZM25 257V258H24ZM65 257H67V258H65ZM73 257V258H72ZM79 257V258H78ZM117 257H119V258H117ZM200 257H203V259L201 260V258ZM227 257V258H226ZM58 258V259H57ZM90 258H93L92 260H94V261H89L90 260ZM129 258V257H128ZM133 258V257H132ZM185 260V262L183 261V259ZM225 258V259H224ZM261 258H263V257H261ZM21 259V260H20ZM40 259H41V261H40ZM51 259V260H50ZM67 259V260H66ZM71 259V260H70ZM99 259H101V261H98ZM134 260H131L130 259V261H131V264L134 262L135 264H138L139 262L135 259V258H133ZM228 261H227V260ZM258 259V258H257ZM37 260V261H36ZM47 260V261H46ZM55 260H57V261H55ZM103 260H105L106 261V263H105V261L103 262ZM112 260V261H111ZM123 261L121 262V264L123 263L124 264V260H126V258H124V259H122ZM198 260H201V262H197ZM260 257H259V259H258V261H257V263L256 264H261L262 262H264V260L263 261H261L260 262ZM63 261V262H62ZM86 261V262H85ZM89 263H88V262ZM117 261V262H116ZM127 261H129V259L127 260ZM133 261V262H132ZM203 261V262H202ZM234 261V260H233ZM36 262V263H35ZM91 262V263H90ZM92 262H94V263H92ZM101 262V263H100ZM216 262V263H215ZM221 262V263H220ZM228 262V263H227ZM235 262V261H234ZM259 262V263H258ZM125 263H127V262H125ZM130 262H128V264H129ZM133 263V264H134ZM177 263V264H178ZM187 263V264H188ZM230 263H232L233 264V262L231 261ZM140 264V263H139ZM262 264H264V263H262Z\"/></svg>",
	"mask_w": 264,
	"mask_h": 264
}]
</instances>
